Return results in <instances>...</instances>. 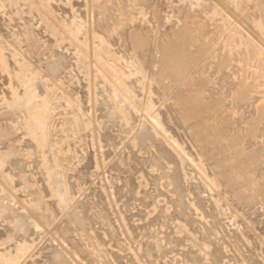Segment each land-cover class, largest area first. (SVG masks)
Wrapping results in <instances>:
<instances>
[{"label":"rangeland","instance_id":"1","mask_svg":"<svg viewBox=\"0 0 264 264\" xmlns=\"http://www.w3.org/2000/svg\"><path fill=\"white\" fill-rule=\"evenodd\" d=\"M8 2H6V0L4 1H1L0 0V3L2 2L3 4H4V2H6L5 4H4V6L2 5V3L0 4V13L1 14H3V12H4V14H5V16H4V14H3V16L4 17H6L7 19H5L3 16H1V14H0V17L3 19L4 18V20H2L3 21V26L4 27H6V30L7 31H9L10 29H12V30H10V32H9V34L11 33L12 34V32H13V34L12 35H14V36H12L11 34V40H12V42H13V44H11V48H12V53H13V55H14V57H15V59H16V61L15 62H17V60H18V63H19V59H20V61H21V63H19L20 64V66L22 65V67H21V69L23 70V73H24V70H26V72L28 71V70H30L29 72H27V74H25V75H27V76H25V78L27 77L28 78V74H34L33 75V77L32 78H34L35 77V75H37V74H39V75H41L42 76V79L45 81V82H50V83H48L49 84V90H48V92H47V94H48V96H46L45 97V100H46V102H45V112H43L44 111V108H40L41 110H43V111H41V113H47L48 114V116H47V120L48 119H50V120H48L49 122V124H50V122H51V124L53 123V126H52V128H53V130H52V128H51V130H52V132L54 131V130H56V132L54 131V133H53V136H54V140H56L55 141V158H56V164L58 165V167L61 169H63V170H65L70 176H71V178L70 179H72L71 180V182H73L75 185H76V188H77V192L78 193H76V197H77V195H78V197H80V198H78V200L79 199H81L80 201L81 202H85V200L88 198V200L86 201L87 203H89V205L91 204L92 206H94L95 208H93L94 210H92L93 211V213H91L90 212V210H89V212L91 213V214H93V215H91L92 217H91V220H92V223H93V228H94V231L96 232V234H100V236H101V238L105 241V245L104 244H102V246H99L100 248H102L101 250V254H102V257H101V255L96 251V253H95V251L94 250H98L99 251V247H89L88 248V246H87V239H86V241H85V239H84V233H83V237H82V232H79L78 233V235H77V237H81V238H77L76 237V234H77V232L76 231H74V232H70V231H68V233L70 234V236L71 235H75L74 237H76V238H74L73 236H72V238H74V239H76L75 240V242H78V241H81V243L83 244L84 243V249H86L87 251L88 250H90V248H91V250H93L94 251V253H93V251H92V253H91V255H89V256H91V257H89L88 256V260H96V258H104V256L105 257H107V254L109 255L108 256V258H110V252H115V253H118V254H121V255H123L124 257H125V259H124V262H126L129 258H130V255H131V251L129 250L131 247H133V249H135V246H136V244L135 243H131L133 246H129V244H127V242L123 239V237H121V236H118V233L120 232L119 231V225H120V218H126V221L128 222V225H130L131 227H133L134 229H136V231H134L135 233H137L136 234V238H135V240H136V242L137 243H140L141 241L145 244V240H146V238L147 239H149L150 240V242H152V241H154V240H157V239H159L158 237V235H160L159 233H161L162 231H164V227H167V226H169L168 224H170V227L171 226H174L175 224H174V221H173V219H168V222H167V219L165 220L163 217L165 216V215H167V213H160L161 215L163 214V216H162V219H160L161 221H163L162 223H161V221H159V223H158V225H157V223L156 224H150V226H149V223L147 224V217H145L146 215L148 216V217H150V215L152 216H154L155 215V213L157 214V211H158V206H159V204H160V206L159 207H164V208H166V206H169L168 204H166V202H167V200L172 196L171 194H169V193H167L166 192V189L161 185L162 184V182L163 181H153L154 179H153V175L156 173H154L153 172V169H150V168H148V166H150L148 163H145V165L144 164H142L143 162V160L146 158V157H148V156H146V154L147 155H150V151H153V149L150 147V148H147L146 150H145V153H143L144 152V150H143V152H142V150L141 151H139L140 152V154H138L139 152L137 151L136 152V154H137V156H138V158H139V160H141V161H139V162H141V164L144 166V168H142L141 166H139V164L138 163H133V160H132V166H133V164L135 165V166H137V168L138 169H140L139 170V172H129V169H127V168H129L128 166H130L128 163H127V161H126V158H127V154L129 153L128 151H129V149L130 150H132V151H136L134 148H132L133 146L131 145V139H132V136H133V131H134V127L135 128H137L140 124H142L143 123V121L145 122V119H143V118H145V115H148L149 116V114H147V111L149 110V108L148 107H150L151 109H154L155 111L156 110H159V106H160V110L159 111H163L164 113H167L168 112V110H169V113H168V117H169V115H170V113H172V112H170L171 111V109L172 108H176L177 110H178V114L180 113V112H183V110H182V108H183V106H180V105H178L179 107H177L176 106V104L178 103V102H176V101H179V104L180 103H182V102H185L186 100V103H191L190 101H194L195 99H202V100H200V101H202V102H200L201 104H200V108H201V112H202V109H207V108H210L209 106L213 103V105H211V107L212 108H210L209 110H208V112L206 113L207 115H206V119H208V121L209 122H212L213 121V119H215L216 121H214V123L216 122V124L217 125H220V126H222L223 125V122L224 121H226V122H224V125L226 126V125H228V134L229 135H231V136H233V134L232 133H234L235 132V130H236V132L239 134L240 132H238L239 131V128H240V131H241V135H244L245 134V132H247L246 130V126H248L246 123H244V122H246L245 121V117H246V115H247V112L249 111L250 112V110H252L251 112H254L255 110H257V111H259V112H254V113H251L250 112V114H249V112H248V114H249V116L251 115V114H253L254 116H252V117H250V118H255V115H256V117L258 118H260L261 119V117H262V119H261V121L260 122H256V127L258 128L259 126V128L258 129H260V130H262V133H261V131H260V133H259V135H260V137L262 136V139L261 138H257V139H255V140H257V141H255L254 139L252 140L253 141V143H254V145L252 146V142H251V140L248 138V141H247V137H246V140L245 139H242V140H244V141H241L243 144H249L250 145V148H253L252 149V151L255 149L256 151H258L259 150V152H260V150L261 151H263L264 150V143H262V142H264V137H263V135H264V123L263 124H260L261 122H264V118H263V114L262 113H264V112H262L261 113V111L260 110H262V111H264V106H262V104L264 105V36H263V33H264V30H260L259 28H257L256 26H255V24L256 23H258V22H263V24L262 25H264V0H152V3L154 2V5L153 4H151L150 6L152 7V8H150V6H138V9H137V12L135 11V12H132V14L130 15V16H126V17H120V15H121V13L123 14L125 11H123V9L125 8L124 6H126V5H130V3L132 4V0H61L62 2V4H66L65 6H63V5H61V3L59 2L60 0H49V2H48V0H41V1H39L38 3H39V5H38V3H36L35 2V4H34V1L33 0H12V2H11V0H7ZM17 1V2H16ZM25 1H26V3H25ZM42 1H46V3H44L43 2V4L41 3ZM100 1H101V5H100ZM15 2V3H14ZM24 2V4H22ZM30 2V3H29ZM48 2V3H47ZM8 3H10V4H8ZM16 3H18L17 5H16ZM41 3V4H40ZM50 3V4H49ZM60 4V5H58V4ZM68 3V4H67ZM56 4V5H55ZM78 4V5H77ZM3 7H2V6ZM6 5H7V7H8V9H7V7H6ZM68 5V6H67ZM97 5H98V7H97ZM9 6H10V8H9ZM14 8H13V7ZM35 6H37V8L35 7ZM50 6V7H49ZM58 6V7H57ZM78 6V7H77ZM103 6V7H102ZM104 6H105V9L107 10V11H104L103 12V10H104ZM107 6V7H106ZM2 7V8H1ZM11 7L13 8V9H11ZM21 7V8H20ZM47 7V8H46ZM56 7V8H55ZM146 7V8H145ZM30 8V9H29ZM50 8V9H49ZM73 8V10H74V12L75 13H73V10H71ZM74 8H76V9H74ZM79 8V9H78ZM137 8V7H136ZM149 8V9H148ZM2 9V10H1ZM5 9V10H4ZM18 9V10H17ZM27 9V10H26ZM34 9V10H33ZM48 9H49V12H48ZM59 9H60V12H59ZM68 9H70V11L68 10ZM100 9V10H99ZM112 11H111V10ZM152 9V10H151ZM9 12H8V11ZM23 10H24V13H23ZM29 10V11H28ZM41 12H40V11ZM43 10H45V11H43ZM47 10V11H46ZM62 10V11H61ZM92 10V11H91ZM117 10H119V11H117ZM134 10H136L135 8L133 9V10H131V11H134ZM139 10V11H138ZM20 11V12H19ZM63 11H64V14H63ZM67 11V13H65ZM82 11H83V13H82ZM96 12V13H94V16H92V18H90L91 17V12ZM103 12V13H107V12H109V14L106 16L107 18H105L104 16H101V15H97V13L98 12ZM154 11V12H153ZM48 12V13H47ZM52 12V13H51ZM78 12V13H77ZM88 12V13H87ZM90 12V13H89ZM114 12V13H113ZM16 13H18V14H16ZM21 13H23L22 15H21ZM27 13V14H26ZM29 13V14H28ZM81 13V14H80ZM182 13H184L183 15H182ZM46 14H48V15H46ZM69 14V15H68ZM77 14V15H76ZM79 14H80V16H79ZM111 14H112V16H113V14L115 15L114 16V19H116L117 18V16L120 18V19H122V18H124L125 20H122L123 22H122V24H124L125 25V27H124V25L122 26V25H120V27H119V29H117L116 31H112L111 29L115 26L114 25V20H112V19H109V18H111L110 16H111ZM118 14V15H117ZM120 14V15H119ZM21 15V17L23 16H25L24 18L25 19H23V17L21 18H19L18 20H17V18L19 17ZM38 15V16H37ZM50 15H53V16H50ZM66 16L65 18L63 17V16ZM73 15V16H72ZM74 15H76L77 16V19L75 18L76 16H74ZM82 15H83V18H84V16H85V18L82 20ZM88 15V16H87ZM89 15H90V17H89ZM188 17V18H185L186 16ZM9 16H11V17H9ZM34 16V17H33ZM41 16H42V18H41ZM46 16V17H45ZM60 16V17H59ZM69 16H71L70 17V20H69ZM176 16V17H175ZM183 16V17H182ZM39 17V18H38ZM89 17V18H88ZM94 17V18H93ZM96 17V18H95ZM142 17V18H141ZM13 18V19H12ZM27 18H28V21H29V19H30V21L28 22L27 21ZM34 18H36V19H34ZM72 18V19H71ZM101 18V19H100ZM185 18V19H184ZM33 19V20H32ZM40 19H41V22H40ZM60 19V20H59ZM63 19V20H62ZM66 19V20H65ZM90 19H91V22H90V24H89V21H90ZM118 19V18H117ZM131 19V20H130ZM7 20H8V24H10L8 27H7V25L8 24H6L5 25V23H7ZM14 20V21H13ZM25 22H24V21ZM56 20V21H55ZM93 20V21H92ZM97 22H96V21ZM110 20V21H109ZM181 20V21H180ZM184 20V21H183ZM33 21L35 22L34 24H32L33 23ZM86 21V22H85ZM111 21H113V22H111ZM116 21V20H115ZM127 21V22H126ZM183 21V22H182ZM21 24H20V23ZM78 22V23H77ZM79 22H80V27L79 26H76L77 24H79ZM192 22V23H191ZM12 23H14L13 25H12ZM17 23H18V26H19V28H18V26H16L17 25ZM24 25H23V24ZM28 23H29V25H28ZM31 23V24H30ZM39 23V24H38ZM54 23V24H53ZM75 23H77V24H75ZM81 23H82V25H81ZM92 23H94V24H92ZM101 23V24H100ZM126 23V24H125ZM130 23V24H129ZM199 23V24H198ZM26 24V25H25ZM38 24V25H37ZM86 24V25H85ZM129 24V25H128ZM141 24V25H140ZM21 25V26H20ZM23 25V26H22ZM97 25V26H96ZM102 25V26H101ZM104 25H106V26H104ZM142 25H143V27H142ZM169 25V26H168ZM181 25V26H180ZM26 26H28V27H26ZM29 26H32L31 28L33 29H31V28H29ZM63 26V27H62ZM67 26V27H66ZM81 26H83V28L81 27ZM90 26V27H89ZM128 28H127V27ZM166 26V27H165ZM180 26V27H179ZM75 27V28H74ZM76 27H79V29H77ZM92 27V28H91ZM95 29H94V28ZM96 27H98V28H96ZM134 27H135V29H134ZM140 27V28H139ZM161 27V28H160ZM171 27H173V29H170V30H172L173 31V33L171 32H169L170 34H168L167 35V33L165 32V31H167L169 28H171ZM187 27V28H186ZM264 27V26H263ZM7 28H9V29H7ZM25 28H26V34H25ZM27 28L29 29V30H31V32L29 31V30H27ZM37 28V29H36ZM65 28V29H64ZM68 28V29H67ZM71 28V29H70ZM82 28V29H81ZM18 29V30H17ZM40 29V30H39ZM52 29V30H51ZM86 29H87V31H86ZM92 29V30H91ZM94 29V30H93ZM97 29V30H96ZM100 29V30H99ZM105 31H104V30ZM124 29V30H123ZM136 30V32H138V31H140L141 33H137V35H136V32L134 31V30ZM137 29H138V31H137ZM180 29V30H179ZM201 31H200V30ZM264 29V28H263ZM17 30V31H16ZM23 31V32H21V31ZM45 30V31H44ZM62 30V31H61ZM81 32V34H80V32ZM127 30V31H126ZM135 32V35H134V32ZM27 31H29V32H27ZM36 32L34 35H33V37H34V39H35V42H33L32 43V41L31 40H33L34 41V39H32L33 37H32V33L33 32ZM39 31H40V34H39ZM102 31V32H101ZM104 31V32H103ZM121 31V32H120ZM129 31H130V33H129ZM43 32V33H42ZM75 32H78L79 34H77L76 35V33ZM98 32V33H97ZM109 34H108V33ZM124 32V33H123ZM142 32H144V33H142ZM183 32H185V33H183ZM197 32V33H196ZM29 33V34H28ZM47 33H49V34H47ZM51 33H52V35H51ZM67 33H69V34H67ZM89 33V34H88ZM150 33V34H149ZM163 33H165V34H163ZM200 33V34H199ZM261 33V34H260ZM19 34V35H18ZM28 34V35H27ZM36 34L38 35V38H39V40H37L38 38H37V36H36ZM65 34V35H64ZM75 36H74V35ZM87 34V35H86ZM101 34V35H100ZM106 34V35H105ZM119 34V35H118ZM127 34H128V36H127ZM132 34V35H131ZM183 34V35H182ZM195 34H197V35H195ZM40 35V36H39ZM51 35V36H50ZM69 35V36H68ZM98 35V36H97ZM121 35V36H120ZM129 35H131V36H129ZM140 35V36H139ZM179 35H180V37H179ZM192 35H193V37H192ZM195 35V36H194ZM201 35V36H200ZM44 36V37H43ZM91 38H90V37ZM107 36V37H106ZM110 36V38H108ZM132 36H134V37H132ZM135 36H139L140 37V41H138L139 40V37L137 38V41H136V38H135ZM144 36H146V37H143ZM177 36V37H176ZM184 36V37H183ZM200 36V37H199ZM32 37V38H31ZM70 37V38H69ZM94 37V38H93ZM103 37V38H102ZM142 37V38H141ZM148 37V38H147ZM172 37V38H171ZM176 37V38H175ZM37 38V39H36ZM74 38V39H73ZM76 38V39H75ZM98 38H99V40H98ZM118 39V41H116V39ZM121 38V39H120ZM148 40H147V39ZM181 38H182V40H181ZM19 39V40H18ZM31 39V40H30ZM40 39L42 40V41H40ZM47 39V40H46ZM90 39V40H89ZM97 39V40H96ZM123 39V40H122ZM135 39V44H134V47L132 46V44L131 43H133V40ZM143 39V40H142ZM161 39V41H159ZM171 39V40H170ZM200 39V40H199ZM25 40V41H24ZM43 40H45V41H43ZM94 40V41H93ZM124 41V43L122 42V41ZM147 40V41H146ZM167 40V41H166ZM186 40V41H185ZM23 41H24V43H23ZM47 41V42H46ZM90 41V42H89ZM144 41V42H143ZM163 41V42H162ZM14 42H16V43H14ZM29 43V44H27V43ZM39 42V43H38ZM42 42V43H41ZM45 42V43H44ZM56 42H57V45H58V42H59V44H60V46H63V49H66V50H68V48H69V50H78L76 53H74L75 55H76V57H75V59L73 58V60H74V62H72V64L74 63V67L71 65L69 68V71L67 72V73H64L63 74V77L60 79V78H56L53 74H51L50 72H48L47 70V68H43V67H41V61H44V60H47V59H49V61H53L54 59H56V56L54 55V53H56V52H54V51H56V47H58L57 45H56ZM88 42V43H87ZM127 42V43H126ZM136 42H139L138 44L136 43ZM193 42V43H192ZM35 43V44H34ZM49 45H48V44ZM53 43H54V45H53ZM87 43V44H86ZM127 45H126V44ZM142 43V44H141ZM165 43V44H164ZM167 43L169 44V43H171V44H169L168 46H167ZM173 43V44H172ZM32 44H34V47L32 46ZM36 44L39 46H37V47H35L36 46ZM51 44V45H50ZM64 44V45H63ZM123 44H125V45H123ZM128 44H130V45H128ZM141 44V45H140ZM24 45H25V47H24ZM27 45H29V46H32L31 47V49H30V47H27ZM45 45H46V47H47V49H46V52H45ZM56 45V46H55ZM117 45V46H116ZM143 45V46H142ZM163 45H166V46H163ZM175 45V46H174ZM182 45H184V46H182ZM187 45V46H186ZM189 45V46H188ZM202 45V46H201ZM41 46V47H40ZM128 46H130V47H128ZM162 46V47H161ZM192 46V47H191ZM43 47V48H42ZM76 47V48H75ZM174 47V48H173ZM189 47V48H188ZM205 47V48H204ZM50 48V49H49ZM53 48H55V50L53 49ZM71 48V49H70ZM118 48H119V50H118ZM127 48H128V50H127ZM185 48H187V49H185ZM167 51H166V50ZM196 49H197V51H196ZM199 49V50H198ZM17 50V51H16ZM41 50V51H40ZM51 50V51H50ZM54 50V51H53ZM69 50H68V52H69ZM141 50V51H140ZM169 50H171V51H169ZM174 50V51H173ZM185 50V51H184ZM26 51H29V52H26ZM131 52V53H130ZM135 52V53H134ZM172 54H174L173 56L171 55V53ZM192 52V53H191ZM195 52V53H194ZM197 52V53H196ZM32 53V54H31ZM39 55H38V54ZM42 53H45V56H44V54L42 55ZM49 53V54H48ZM129 55V57H127L128 55ZM164 54V55H163ZM169 54V55H168ZM183 54V55H182ZM189 54V55H188ZM43 56V58H41L42 56ZM138 55H140V56H138ZM33 56V57H32ZM35 56V57H34ZM120 56V57H119ZM171 56V57H170ZM175 56V57H174ZM177 56V57H176ZM181 56V57H180ZM141 57V58H140ZM188 57V58H187ZM199 57V58H198ZM230 57V58H229ZM40 58L42 59L41 61H40ZM47 58V59H46ZM128 58V59H127ZM145 58V59H144ZM176 58V59H175ZM37 59H39V60H37ZM132 59V60H131ZM140 59V60H139ZM173 61H172V60ZM190 59V60H189ZM197 59H198V62H196L197 61ZM102 60V61H101ZM128 60H131L132 61V64L130 63V61H128ZM24 61V62H23ZM40 61V62H39ZM135 61V62H134ZM138 61H140V63L138 62ZM177 61V62H176ZM189 61V62H188ZM191 61V62H190ZM125 62V63H124ZM135 63V65H133L134 63ZM142 62V63H141ZM187 62V63H186ZM195 62V63H194ZM38 63V64H37ZM39 63H40V67L38 66L39 65ZM103 63H105V64H107V65H105V64H103ZM168 63H170V64H168ZM197 63V64H196ZM18 64V65H19ZM26 64V65H25ZM127 64V65H126ZM139 64H141V65H139ZM142 64H143V66H142ZM130 65V66H129ZM168 65H169V67H168ZM24 66V67H23ZM129 66V67H128ZM174 66V67H173ZM186 66V67H185ZM188 66V67H187ZM27 67H28V70H27ZM37 67H39V69L37 68ZM71 67H73V68H71ZM113 67V68H112ZM125 67V68H124ZM134 67V68H133ZM136 67H138V68H136ZM139 67H140V69H139ZM178 67V68H177ZM24 68V69H23ZM127 68H128V70H127ZM136 68V69H135ZM109 69H110V72H109ZM112 69V70H111ZM132 71H131V70ZM138 69V70H137ZM158 69H159V71H158ZM174 69V70H173ZM206 69V70H205ZM44 70V71H43ZM114 70V71H113ZM163 70H164V72H163ZM171 70V71H170ZM192 70V71H191ZM203 70V71H202ZM205 70V71H204ZM134 71V72H133ZM139 73V75H138V73ZM140 71V72H139ZM180 71V72H179ZM202 71V72H201ZM25 72V73H26ZM35 72V73H34ZM36 72H37V74H36ZM111 72H112V74H111ZM125 74H124V73ZM132 72V73H131ZM176 72V73H175ZM136 73V75L138 76L137 77V79H138V81H139V84H140V96H139V98H138V101H141V103L139 102V105H138V109L140 110H138L137 111V113L135 114V118H137V119H134V121L133 120H131V122H130V124L131 125H123L122 124V122L123 123H126L125 121H124V119H122V118H120V120H119V124H116V126H119V128H120V130L122 131V133H124L123 134V137H125V138H123L122 137V134L121 135H118V134H120V133H118V132H120V130L119 131H116V130H118V127H116V126H114V127H112L111 125H110V123H108V126L110 125V127H112V128H114V131H112V129L110 128H108V131L112 134V136H115L116 137V139H115V137H113L114 138V141L112 142V141H110V142H108L107 140H105V138H104V128H102L103 126H104V124L106 123V122H104V124H103V122H102V120H106V119H103L104 117H102V114H104L105 112H107L106 110H108V108H109V104H111V98L110 97H106V96H104L103 94V91H104V89L106 88V87H114V88H116L115 89V95H117L118 97L119 96H121V97H119L120 99L119 100H123L122 98H124V97H126L125 95L127 94L128 95V93H127V91L128 90H126V88H124L125 87V84L123 85L122 83L124 82V83H126L127 85H128V83L127 82H129V80L131 79H133V77L135 78L136 77V75L134 76V74ZM142 73V74H141ZM163 73V74H162ZM115 74V75H114ZM127 74H128V76H130V79H129V77L127 76ZM132 74V75H131ZM173 74V75H172ZM184 74V75H183ZM190 74V75H189ZM85 75V76H84ZM141 75H142V77H141ZM146 75V76H145ZM158 75V76H157ZM164 75V76H163ZM175 75V76H174ZM176 75H178V76H176ZM180 75V76H179ZM192 75V76H191ZM50 76V77H49ZM107 76H109V77H107ZM125 76V77H124ZM187 76V77H186ZM80 77V78H79ZM119 77V78H118ZM123 77V78H122ZM154 77V79L156 80H162V86H164L165 87V92L163 91V90H161L159 87H158V85L156 84V83H152L151 82V79ZM162 77V78H161ZM174 77H175V79H174ZM176 77H178V78H176ZM198 77V78H197ZM50 80H49V79ZM52 78H54V79H56V80H54V79H52ZM82 78V79H81ZM110 78V79H109ZM125 78V79H124ZM143 78V79H142ZM167 78V79H166ZM181 78V79H180ZM200 78V79H199ZM46 79H48V80H46ZM64 79V80H63ZM120 79V84L121 85H119L118 83H117V80H119ZM127 79V80H126ZM183 79V80H182ZM186 79V80H185ZM190 79V80H189ZM52 80V81H51ZM54 80V81H53ZM82 80H83V82H82ZM109 80V81H108ZM144 80V81H143ZM56 81V82H55ZM63 81V82H62ZM111 81V82H110ZM142 81V82H141ZM165 81V82H164ZM173 81V82H172ZM185 81V82H184ZM190 81V82H189ZM52 82V83H51ZM58 82V83H57ZM80 82H82V83H80ZM85 82H86V84H85ZM109 82L110 83H112V84H109ZM180 82V83H179ZM197 82V83H196ZM203 82V83H202ZM209 82V83H208ZM211 82V83H210ZM243 82V85L246 83V85L244 86V87H246V86H249V88H252L251 89V91L248 89V87H247V91H248V93L253 97H249V99H250V101L248 100V99H242V101L241 102H243L244 104H245V102L247 101V106H246V104H245V106L243 105V103L241 104L239 101L241 100V99H236L237 97H236V94H234V91H235V89L237 88V87H239L240 85V83H242ZM115 83V84H114ZM217 83V84H216ZM88 84H89V86H88ZM77 85V86H76ZM115 85V86H114ZM117 85V86H116ZM126 85V86H127ZM175 85V86H174ZM194 85V86H193ZM204 85V86H203ZM214 85V86H213ZM236 85H237V87H236ZM84 86V87H83ZM124 86V87H123ZM168 86V88H166ZM173 86V87H172ZM199 86V87H198ZM89 87V88H88ZM203 87V88H202ZM211 87V88H210ZM54 88V89H53ZM80 88V89H79ZM82 88V89H81ZM119 88V89H118ZM201 88V89H200ZM234 88V89H233ZM53 89V90H52ZM85 90V91H82V90ZM89 89V90H88ZM121 89H125V90H121ZM204 89V90H203ZM79 92H78V91ZM150 90V91H149ZM172 90V91H171ZM199 90H202V92H200ZM212 90V91H211ZM245 90H246V88H245ZM88 91V92H87ZM121 91H122V93H121ZM123 91H125V92H123ZM154 91V92H153ZM155 91H159L158 93H162V95L163 96H161V94H160V96H156V94H155ZM170 91V92H169ZM183 91V92H182ZM185 91V92H184ZM199 91V92H198ZM204 91V92H203ZM206 91V92H205ZM214 91H217V92H214ZM250 91V92H249ZM53 92V93H52ZM156 92V93H157ZM164 92V93H163ZM178 92V93H177ZM196 92V93H195ZM199 94H198V93ZM79 93V94H78ZM142 93V94H141ZM157 93V94H158ZM169 93V94H168ZM189 93V94H188ZM203 93V94H202ZM214 93H216V94H214ZM219 93V94H218ZM77 94V95H76ZM84 94V96L82 97V95ZM118 94H120V95H118ZM122 94V95H121ZM154 94V95H153ZM181 94V95H180ZM195 94H196V96H195ZM197 94H198V96H197ZM202 94V95H201ZM55 95V96H54ZM85 95H87V96H85ZM145 95V96H144ZM151 95V96H150ZM159 95V94H158ZM166 95V96H165ZM171 95V96H170ZM178 95V96H177ZM200 95V96H199ZM222 95H224V96H222ZM54 96V97H53ZM155 96H156V98H155ZM172 98L171 100L170 99H167V98H170V97ZM173 96H174V98H173ZM180 96V97H179ZM184 96V97H183ZM194 98H193V97ZM207 96V97H206ZM219 96V97H218ZM226 96V97H225ZM52 97V98H51ZM87 97V98H86ZM104 97H106V98H104ZM159 97H161L160 99H159ZM164 97V99H165V101H163L164 99H162ZM178 97V98H177ZM192 98V100H191V98ZM198 97V98H197ZM200 97V98H199ZM222 97L223 98H225V99H222ZM236 97V98H235ZM81 98H83V99H81ZM89 98V99H88ZM149 98V99H148ZM159 100H158V99ZM204 98V99H203ZM210 98V99H209ZM213 98V99H212ZM219 98V99H218ZM109 99V100H108ZM185 99V100H184ZM207 99V100H206ZM222 99V100H221ZM235 99H236V101H235ZM107 100V101H106ZM124 100H125V98H124ZM156 100V101H155ZM174 100V101H173ZM226 100V101H225ZM239 100V101H238ZM251 100H252V103H251ZM61 101H64V102H67V103H65L66 104V106H65V104H63V102H61ZM82 101V102H81ZM158 101V102H157ZM192 101V102H193ZM206 101V102H205ZM207 101H208V103H209V101H210V105L207 103ZM211 101H212V103H211ZM249 101V102H248ZM60 103V104H58V103ZM79 102V103H78ZM151 102H153L152 104V106H151ZM160 102H163V103H160ZM164 102H166V103H164ZM173 102L175 103V104H173ZM221 102V103H220ZM224 103V105H223V103ZM145 103V104H144ZM149 103H150V105H149ZM157 103V104H156ZM204 103V104H203ZM238 103H240L242 106H243V108H242V106H240V104H238ZM85 104V105H84ZM87 104H88V106H87ZM162 104H164V106L162 105ZM252 104V105H251ZM258 104V106H257V108H255L256 107V105ZM261 104V107L259 106ZM56 105H57V107H56ZM82 105V106H81ZM159 105V106H158ZM170 105H172L170 108H169V106ZM207 105V106H206ZM70 106V107H69ZM113 106V105H112ZM142 106V107H141ZM148 109H146L145 107ZM166 106H168V107H166ZM249 106H250V108H249ZM60 107V108H59ZM64 107V108H63ZM152 107H154V108H152ZM161 107H162V109H161ZM144 108V109H143ZM247 109L246 110V112L244 113L245 114V117H242L244 114H243V111H245L244 109ZM251 108H253V109H251ZM260 108V109H259ZM262 108V109H261ZM143 109V110H142ZM150 109V110H151ZM250 109V110H249ZM81 110V111H80ZM110 111H112L111 109H109ZM218 111V112H216V111ZM243 110V111H242ZM109 111V112H110ZM153 111V110H152ZM220 111V112H219ZM225 111V112H224ZM228 111V112H227ZM213 112V113H212ZM216 112V113H215ZM235 113V115H236V118H235V116H234V114L233 115H231L232 113ZM241 112V113H240ZM220 113V114H219ZM226 113V114H225ZM238 115H237V114ZM257 113V114H256ZM137 114H139V115H137ZM240 114H242V116L240 115ZM258 114H259V116H258ZM172 115H174V114H172ZM217 117H216V116ZM222 115V116H221ZM226 115H227V120L225 119L226 118ZM228 115H229V118H228ZM260 115H261V117H260ZM214 116V117H213ZM219 116V117H218ZM223 116H224V118H223ZM232 116H233V118H232ZM237 116H239L238 118H237ZM241 116V117H240ZM249 116H247V117H249ZM50 117V118H49ZM216 117V118H215ZM246 117V118H247ZM102 118V119H101ZM138 118H139V120H138ZM211 118V119H210ZM218 118V119H217ZM223 118V119H222ZM240 118H241V120H243V122L242 121H239L240 120ZM206 119H203V120H206ZM232 119H234V121L232 120ZM122 120V121H121ZM137 120V121H136ZM211 120V121H210ZM221 120V121H220ZM224 120V121H223ZM232 120V121H231ZM238 120V121H237ZM120 121H121V123H120ZM178 120L176 119V118H174L173 117V119H169V124L171 125V127H172V129L174 130V132L175 133H178L180 136H179V138L181 139V141L182 142H184V145H186V147H188L189 148V150L191 151H193V152H195V149H193V148H197L195 145H196V142H195V145H193V140H194V137L192 136V134H191V136L193 137V139H192V137L190 138L189 137V133L187 132V130L189 129V128H187V127H185V126H183V125H181V126H183L184 127V131H182V129H181V126H180V124H178V122H177ZM191 122L192 121H194V120H190ZM218 121V122H217ZM229 121V122H228ZM237 121V122H236ZM134 122H136V124L134 123ZM140 122V123H139ZM174 123V125H176V127H178V129L173 125V123ZM176 122V123H175ZM194 122H196V121H194ZM198 122V121H197ZM196 122V123H197ZM208 122V123H209ZM227 122H228V124H227ZM233 123L234 124V126H233V124H229V123ZM234 122H236L237 124H238V122H239V124H241L242 123V127H240V125H237V126H235L236 125V123H234ZM138 123H139V125H138ZM193 123V122H192ZM199 123V122H198ZM197 123V124H198ZM222 125H221V124ZM244 123V124H243ZM258 123V124H257ZM51 124H50V126H51ZM101 124H102V126H101ZM120 124H122V125H120ZM137 126H135V125ZM246 124V125H245ZM107 125V124H106ZM133 125V126H132ZM233 126V127H231L230 128V126ZM244 125V126H243ZM262 125V126H261ZM121 126H125V127H121ZM126 127H128V129L126 128ZM234 127H237V128H234ZM244 127H245V129H244ZM117 128V129H116ZM125 130H124V129ZM187 128V130H185ZM229 128L231 129L230 130V132H229ZM232 128H234L235 130H232ZM64 130L63 131V133H62V136L61 135H59V134H61V132H60V130ZM132 129V130H131ZM124 130V131H123ZM129 130V131H128ZM190 130V129H189ZM244 130H245V132H244ZM59 133H58V132ZM129 132V133H125V132ZM231 131H234V132H231ZM102 132V134H100ZM188 134H187V133ZM190 132H191V130H190ZM243 132H244V134H243ZM88 133H90V134H88ZM58 134V135H57ZM178 134H177V136H178ZM57 135V136H56ZM65 135V136H64ZM89 137H88V136ZM126 135V136H125ZM234 135H235V133H234ZM237 135V134H236ZM235 135V136H236ZM64 136V137H63ZM85 136H86V138H85ZM90 136H91V138H90ZM93 136V137H92ZM120 137L121 136V138L123 139H121V138H118V137ZM127 136L129 137V138H127ZM66 137V138H65ZM95 137V138H94ZM58 138V139H57ZM88 138H90V140L88 139ZM99 138V139H98ZM101 138V139H100ZM113 138H112V140H113ZM190 138V140H188ZM63 139H65L64 141H63ZM120 139V140H119ZM125 139V140H124ZM187 139V140H186ZM84 140V141H83ZM91 140H97L96 141V146H95V142H93L92 141V144L90 143V141ZM101 140V141H100ZM116 140V141H115ZM121 141V143L119 142V141ZM131 140V141H130ZM250 140V141H249ZM261 142H260V141ZM263 140V141H262ZM61 141L63 142V143H61ZM87 141V142H86ZM157 141V142H156ZM154 143L155 144H159L158 142V140H156ZM186 141H187V143L189 144H187L186 143ZM195 141V140H194ZM259 141V142H258ZM57 142V143H56ZM61 144H60V143ZM97 142H98V145H97ZM102 142V143H101ZM115 142V143H114ZM123 142V143H122ZM192 142V143H191ZM248 142H251V143H248ZM258 142V143H257ZM83 143V144H82ZM84 143L87 145V143H88V147L90 148V150L87 152V150L89 149L87 146H85L84 145ZM107 143L109 144V143H111V144H109V145H107ZM114 143V144H113ZM190 143H191V145H190ZM242 143H240L239 144V148L240 149H245V151H251V149L249 150V149H247L246 150V148H248V147H246L245 145H242ZM259 143H262V145L261 146H258V144ZM58 144V145H57ZM113 144V145H112ZM116 144V147L114 146ZM121 144V145H120ZM255 144H257V145H255ZM82 145V146H81ZM90 145H91V147H90ZM101 145H102V147H104V148H102L101 149ZM118 145H120L119 147H118ZM188 145V146H187ZM193 145V146H192ZM260 145V144H259ZM1 146H3V144H1L0 143V147ZM82 148H81V147ZM94 146H95V149H93L94 148ZM100 146V147H99ZM111 146H113V149H112V147ZM127 146H129L130 148L128 149V151H127V153H126V147ZM132 146V147H131ZM189 146H192L191 148L189 147ZM245 146V147H244ZM255 146H256V148H258V149H256L255 148ZM111 147V148H110ZM259 147L261 148V149H259ZM57 148V149H56ZM65 148V149H64ZM85 149V150H82V149ZM97 148V149H96ZM109 150H108V149ZM238 148V149H239ZM263 148V149H262ZM62 151H61V150ZM58 150V151H57ZM105 150V151H104ZM113 150V151H112ZM83 151H85V155H84V152ZM111 151V152H110ZM146 151H148L147 153H146ZM82 154H81V153ZM98 152V153H97ZM111 153V154H108V153ZM114 154H113V153ZM192 152V153H193ZM77 153V154H76ZM26 154H27V152H26ZM123 154H126L124 157H123ZM143 154H144V156H145V158H144V156H143ZM194 154V153H193ZM199 154V152H198V150L196 149V154L195 155H197V157L199 156L198 155ZM88 155H94V157H95V155L97 156V158H94L95 160H97L98 161V163L99 164H101V162L103 163L102 164V166L100 165L98 168H92L91 170H90V173L86 176L85 174H83L82 175V172H79L78 170H77V167H78V169L80 168L79 166H82L83 165V163L82 162H85L86 160V158H87V156ZM99 155V156H98ZM121 155V156H120ZM142 157H140V156ZM80 156V157H79ZM86 156V157H85ZM100 156H101V158H100ZM60 157V158H59ZM78 157V158H77ZM84 157V158H83ZM108 157V158H107ZM118 157V158H117ZM82 158V159H81ZM105 158V159H104ZM111 158V159H110ZM119 158H122L123 159V162H124V160L126 161V163L124 162V164L126 165V167L124 166V164H123V166H121V167H123L122 169H123V171L124 172H121V174H119L118 172H115V171H110V166H109V164L110 165H112V163H114L115 164V162L117 161V160H119ZM125 158V159H124ZM144 158V159H143ZM218 158L220 159V160H224L225 159V157L223 156V152L221 151V153L218 155ZM224 158V159H223ZM21 164H26V162H24V161H27L28 162V165H29V167H28V165H26V169L24 168V171H23V175L24 176H26L25 174H28L27 176H29V175H31V177L29 176V177H27V178H30L31 180H32V178H40V176L41 175H39L41 172H42V167L40 168L38 165V167L36 166H34L33 165V163L31 164V159H30V157L28 158V156H22L21 158ZM117 159V160H116ZM59 160V161H58ZM64 160V161H63ZM85 160V161H84ZM107 162H106V161ZM112 160V161H111ZM99 161H101V162H99ZM24 162V163H23ZM29 162H30V164L34 167V168H30V164H29ZM59 162V163H58ZM111 162V163H110ZM206 162H209L210 163V161L208 160H205V159H203V163L206 165V167L211 171L212 169V167H211V164H212V161H211V163L209 164L210 165V167H209V165L206 163ZM79 164V165H78ZM82 164V165H81ZM137 164V165H136ZM148 164V165H147ZM213 165V164H212ZM65 166V167H64ZM147 166V167H146ZM264 166V165H263ZM11 169V171H15V173L17 172L18 173V169H16V168H12V166H9ZM25 167V166H24ZM131 167V166H130ZM7 168V167H6ZM29 168V172H27V171H25V170H27ZM101 168V169H100ZM105 168H106V170H105ZM142 168V169H141ZM14 169V170H13ZM30 169H31V171L34 173H31V171H30ZM103 169V170H102ZM145 170L144 171V173H143V171L142 170ZM9 170V169H8ZM37 170V171H36ZM75 170H76V172L78 171V174H76V172H75ZM147 170H149V171H147ZM260 170V172H258ZM259 170H256V172L257 173H261V170H263V169H259ZM39 171V172H38ZM94 171L95 172H98L97 174H95L94 173ZM104 171V172H103ZM150 171H151V173H150ZM213 171V170H212ZM91 172H92V174H91ZM115 172V173H114ZM141 172V173H140ZM146 172H148V173H146ZM152 172H153V174H152ZM214 172V171H213ZM39 173V174H38ZM73 173V174H72ZM74 173H75V176H74ZM104 175H103V174ZM111 173H114V175L113 174H111ZM126 173V174H125ZM80 174V175H79ZM94 174V175H93ZM121 178H119L117 175ZM127 174H129V176L130 177H128V178H131V177H133V182H136L137 183V181H138V183L139 184H137V188L134 190V192H133V194L130 192V191H128L130 188H132V187H130L129 186V184H131V183H129L128 181H127V177L126 176H128ZM140 174V175H139ZM144 174V175H143ZM145 174L147 175H149V176H146L145 177ZM231 174V173H230ZM73 175V176H72ZM101 175V176H100ZM123 176V179H122V176ZM33 176V177H32ZM78 176H81L80 178L78 177ZM95 176V177H94ZM113 176V177H112ZM115 176V177H114ZM116 176H117V178L119 179H117V180H115V178H116ZM139 176V177H138ZM78 177V178H77ZM84 177V178H83ZM125 177V178H124ZM135 177L137 178V179H135ZM149 177V178H148ZM83 180H82V179ZM151 178V180H149ZM253 178H258V176L256 177L255 175H253ZM252 178V179H253ZM33 179V180H34ZM74 179H75V181H74ZM79 181H78V180ZM99 179V180H98ZM144 179V180H143ZM98 180V181H97ZM112 180H113V182L115 183V181L117 182V185L116 184H114V183H112ZM123 180V181H122ZM130 180V179H129ZM142 180V181H141ZM256 180V179H255ZM78 181V183H75V182H77ZM109 181H111V182H109ZM145 181V182H144ZM148 181V182H147ZM6 182L8 183L9 181H5L4 183H5V186H6ZM97 185V187H99V188H97V190L95 189V187H96V185L94 184V183ZM124 182H127L126 183V187L124 186L125 185V183ZM150 182H151V184H150ZM153 182V183H152ZM157 182V183H156ZM248 182H251V180L249 181L248 180ZM248 182L246 181V183L244 182V183H240V184H238L237 186H236V188L235 189H230L229 188V190H232V192L233 191H244L245 190V188H248V187H251V190H255V189H253V187H255V186H253V184L251 183V184H248ZM98 183V184H97ZM105 183V184H104ZM112 183V184H111ZM122 183V185H120ZM129 183V184H128ZM158 183H159V185H158ZM114 184V185H113ZM128 184V185H127ZM135 184V183H134ZM149 184V185H148ZM243 184V185H242ZM78 185V186H77ZM80 185V186H79ZM84 187H83V186ZM116 185V186H115ZM157 186L156 187V191H155V189H154V186ZM8 187H10L9 189H10V191L13 189L11 186H10V184L8 183V185H7ZM6 186V187H7ZM92 186V187H91ZM95 186V187H94ZM107 188H106V187ZM110 186H112V187H114L115 188V195H116V199L119 201H117L116 199L115 200H113V202H112V200H111V198H113L114 199V196H112V194H111V189H110ZM117 186H120V189H122V191L119 189V187H117ZM123 186H124V188H123ZM129 186V187H128ZM148 186H150L149 188H148ZM160 186V187H159ZM162 186V187H161ZM246 186V187H245ZM8 187H7V189H8ZM78 187H80V188H78ZM81 187H83V188H81ZM94 187V188H93ZM102 187V188H101ZM145 187H147V188H145ZM243 187V188H242ZM245 187V188H244ZM89 188V189H88ZM143 188H145V189H143ZM159 188H161L162 189V191H161V189H159ZM79 189V190H78ZM81 189V190H80ZM88 189V190H87ZM99 189H101V190H99ZM118 189L121 191L119 194H117L116 192L118 191ZM127 190L126 192L127 193H125L124 191L125 190ZM133 189V188H132ZM147 189V190H146ZM150 189V190H149ZM153 189V190H152ZM158 189H159V192L161 191L162 192V194L163 195H159L158 196ZM97 191V193L96 194H98L99 195V191L101 192H107L106 194H104L103 193V195H101V196H104V197H102V199L100 200L99 198H98V201L96 200L97 199V197H96V195H95V192ZM106 190V191H105ZM152 190V191H151ZM251 190H249V191H251ZM16 191V190H15ZM80 191H81V193H83V195L80 193ZM84 191H86V192H84ZM90 193H89V192ZM153 191H155V193L153 192ZM11 192H14V190H12ZM94 192V193H93ZM160 192V193H161ZM231 192V193H232ZM252 192V191H251ZM123 193V194H122ZM137 193V194H136ZM153 193V194H152ZM22 193H20L19 195H21ZM25 195H21V199H24V200H21V201H23V204H25V205H27V206H29V204H27L28 203V201L29 200H25V198L27 197H29L28 196V194H26V193H24ZM85 194H87L86 195V197H85ZM100 194H102V193H100ZM125 194V195H124ZM130 194V195H129ZM145 194V195H144ZM0 195H1V193H0ZM82 195V196H81ZM118 195H120V197H118ZM122 195H124V197L122 196ZM135 195V196H134ZM193 195V194H192ZM192 195H190V197L192 196ZM95 196V197H94ZM108 196V197H107ZM111 196V197H110ZM125 196H127V197H125ZM130 196V197H129ZM139 196V198L140 199H143L144 198V200H147V201H145L144 202V200L143 201H140V199H138L137 197ZM194 196V195H193ZM193 196L191 197V198H193ZM30 197H32V196H30ZM124 199H123V198ZM143 197V198H142ZM154 197V198H153ZM26 198V199H27ZM85 198V199H84ZM91 198H93V201H91ZM95 198V199H94ZM110 198V199H109ZM119 198L121 199V200H123L122 202H121V200H119ZM126 198V199H125ZM128 198V199H127ZM129 198H131L132 199V201H131V199H130V203L128 204V201H129ZM134 198V199H133ZM259 198V199H258ZM256 200H255V202H254V204H249V206H247L248 204H239V206L241 207V209H240V207L237 205L236 206V210L238 209V210H240L241 212H243V213H241L240 211H238V213L240 214V220L242 221V224L243 223H245V224H243L247 229H248V231L250 232V235H251V233H253L252 235H251V237H254V238H252V241H251V237H250V241H249V243L247 242V241H245V240H243V241H237L236 239H235V241H237V244H236V242H234V239L232 240V233H233V231H230V230H236V228H234V226L232 225H230L231 224V221L230 220H232L233 219V217H232V215L230 214V213H228L229 215H226V216H223V217H221L220 219H221V224H223V228H225V229H223L222 227L220 228V226L218 227L217 226V228L215 229V230H213L214 231V233L212 232V236L213 237H211L210 238V240L212 241H214L215 239H217V240H215L216 242H214L213 244L214 245H216V244H218V245H216V246H220V248L222 249H224V251H228L229 252V254H230V256H228V253L227 252H224L223 251V249H222V261L223 262H228V260H229V264L231 263V264H242L243 263V261H242V259L244 258L245 259V256H249L250 258L249 259H252L251 258V255L255 258V259H258V258H260V259H258V260H261L262 259V256L264 255V254H262V253H264V230H263V228H264V197H258ZM29 199V198H28ZM31 199V198H30ZM110 200V205L108 204V202H109V200ZM152 199V200H151ZM163 199V200H162ZM84 200V201H83ZM104 200H105V202H104ZM137 200V201H136ZM149 200V201H148ZM153 200H154V202H153ZM157 200V201H156ZM259 200H261L260 202H258ZM91 203H90V202ZM100 201V202H99ZM124 201H126L125 203H124ZM162 201H163V203H162ZM26 202V203H25ZM104 202V203H103ZM141 202V203H140ZM142 202L145 204H142ZM261 202H263L262 204H261ZM4 203V202H3ZM96 203H98V204H100V205H98V204H96ZM112 203V204H111ZM119 203H121L120 205H118ZM124 203V204H123ZM139 203V204H138ZM148 203V204H147ZM150 203V204H149ZM255 203H256V205H258V206H256L255 207ZM259 203V204H258ZM105 204V205H104ZM126 204H128L129 206L131 205V206H133V207H127L128 205H126ZM134 204V205H133ZM138 204V205H137ZM141 204H142V206H141ZM261 204V205H260ZM90 205V206H91ZM97 205V206H96ZM107 205V206H106ZM117 205H118V207H117ZM135 205H137V207H135ZM146 205L148 206V207H146ZM262 205H263V207H262ZM103 206H105V207H103ZM125 206V207H124ZM140 206V207H139ZM157 206V207H156ZM107 207V208H106ZM108 207H109V209H108ZM116 209H115V208ZM122 207V208H121ZM140 208V211H142V213H143V215H142V213L141 212H139L137 209H139ZM252 207V208H251ZM255 207V208H254ZM257 207H258V209H257ZM101 208V210H103L102 212H101V210L99 211L98 209H100ZM104 208H105V210H104ZM119 208H121V209H119ZM124 208H127V209H124ZM131 210V208H132V210L130 211L129 209ZM134 208V209H133ZM135 208H137V209H135ZM143 208V209H142ZM243 208V209H242ZM245 208V209H244ZM259 208H262V209H259ZM114 209V210H113ZM118 209L120 210L119 212H118ZM123 209V210H122ZM151 211L152 213L149 215V211ZM151 209H153V210H151ZM255 211H254V210ZM106 210H107V213H105V216H102V215H104V212H106ZM112 210V211H111ZM116 210V211H115ZM126 210H128V211H130L129 213L131 214L130 215V218H129V216H127L126 217V215H129V213L128 212H126ZM143 210H145V211H147L146 213H145V211L143 212ZM234 210H235V208H234ZM235 210V211H236ZM243 210H245V211H243ZM260 210V211H259ZM97 211V212H96ZM99 211V212H98ZM121 211H123V212H126V213H123V212H121ZM246 211H247V214H246ZM116 212H118V214L116 213ZM133 212H135L134 213V215H133ZM136 212H138V213H136ZM170 212H173V209H172V211H170ZM253 212H254V214H253ZM257 212H260L259 214L257 213ZM116 213V214H115ZM123 213V214H122ZM145 213V214H144ZM245 213V214H244ZM98 214H99V216H98ZM110 215V218L111 219H109L108 217L109 216H107V215ZM137 214H138V216H137ZM159 214V215H160ZM244 214V215H243ZM249 214V215H248ZM253 214V215H252ZM90 215V214H89ZM97 217H96V216ZM119 215V216H118ZM124 215V216H123ZM136 215V217L137 218H135L134 216ZM160 215V216H161ZM247 215V216H246ZM95 218H94V217ZM107 216V218H105ZM122 216V217H121ZM229 216V217H228ZM192 217L194 218L195 217V219H197V217L196 216H193L192 215ZM227 218V221L229 222H226L225 220H226V218ZM58 218H60V216L58 217ZM115 218V219H114ZM119 218V219H118ZM132 218V219H131ZM151 218V217H150ZM223 218H225V219H223ZM241 218H243V219H241ZM107 219V220H106ZM109 219V220H108ZM118 219V220H117ZM140 219H144V221H145V224L143 223V221L141 222L140 221ZM147 219V220H146ZM164 219V220H163ZM209 219H211L212 220V223L214 224V220L212 219V218H208L207 219V221H209ZM239 219V218H238ZM250 219V220H249ZM104 220V221H103ZM111 220H114L113 222H114V224H113V222L111 221ZM138 220V221H137ZM170 220V221H169ZM172 220V221H171ZM210 220V221H211ZM223 220V221H222ZM109 221V222H108ZM119 221V222H118ZM225 221V222H224ZM256 221V222H255ZM2 222H4L5 223V221H3V219L2 218H0V224L2 223ZM103 222V223H102ZM107 224H106V223ZM131 222V223H130ZM4 223H2V225H1V227H3V224ZM95 223V224H94ZM97 223V224H96ZM109 223H110V225H111V227H113L114 229H118L117 231L118 232H116V230H114V231H110V232H108V235H110L109 237H106L105 236V233H106V230L109 228L110 229V226H109ZM116 223V224H115ZM130 223V224H129ZM136 223H140V224H136ZM168 223V224H167ZM173 223V224H172ZM211 223V224H212ZM225 223V224H224ZM64 224L65 223H61V225L62 226H64ZM142 224H144L145 226H146V228L145 227H143L144 225H142ZM147 224V225H146ZM167 226H166V225ZM196 225L198 224V223H195ZM194 224V225H195ZM211 224H208V226L209 227H211L212 225ZM4 225H6V223L4 224ZM142 225V226H141ZM159 225H160V227H161V229H160V227H159ZM162 225H163V227H162ZM199 225V224H198ZM197 225V226H198ZM227 225H228V227H229V229L227 228ZM98 226V227H97ZM137 226H141L142 228H145V229H142V228H138ZM116 227V228H115ZM137 227V228H136ZM160 229L161 231H158L157 229ZM233 227V228H232ZM152 228H154V229H152ZM138 229V230H137ZM142 229V230H141ZM147 229V230H146ZM148 229H150V230H148ZM169 227H167V233H171L172 234V232H173V234H172V236H174V237H177V235L176 234H178L175 230V227H174V229H173V227L170 229V231H169ZM258 229V230H257ZM143 230H146V231H143ZM156 230V231H155ZM173 230V231H172ZM218 230L219 231H221V233L220 232H218ZM262 230V231H261ZM48 231L49 232H47V233H45L43 236H40V237H38L37 239H38V241H37V239L36 240H34V241H36V242H33V243H31V247L29 248V251H28V254L26 255V256H30V259H29V257H28V259L27 260H31V255L32 254H34V253H36V251H35V248H36V250H37V252L38 251H40V247H41V245H43V248H41L44 252L46 251L45 250V248H46V246H48L50 243H51V233H52V231H51V228H49L48 229ZM139 231L141 232L140 234H139ZM147 231H149L148 233H147ZM154 232V236L155 237H153V235H150L149 233H151V234H153L152 232ZM157 231H158V234H156L157 233ZM164 231V232H165ZM172 231V232H171ZM175 231V232H174ZM223 231V232H222ZM225 231V232H224ZM227 231V232H226ZM252 231V232H251ZM256 231V232H255ZM51 232V233H50ZM55 231H53V233H54ZM142 232H144V234H148L147 236L148 237H150V238H148V237H145L146 235H144ZM156 232V233H155ZM163 232V234L161 233V235H160V239H162L161 237H165V236H167V234H165ZM232 232V233H231ZM52 233V234H53ZM71 233H73V234H71ZM112 233H114V234H112ZM117 233V234H116ZM217 235H216V234ZM228 233V235H229V233L231 234V239H228V238H230L228 235H226ZM258 233V234H257ZM116 234V236H114V237H112L113 235H115ZM143 234V235H142ZM171 234H169V235H171ZM214 234V235H213ZM222 234V235H226L225 237H222V235H221V237H220V235ZM55 235H56V237H58V235L56 234V232H55ZM54 235V236H55ZM119 235H121V234H119ZM140 237H139V236ZM158 237H157V236ZM258 237H257V236ZM261 235V236H260ZM46 236V237H45ZM48 236H50L49 238H48ZM138 236V237H137ZM141 236H142V238H141ZM143 236H144V238L145 239H143ZM179 236V235H178ZM217 236V237H216ZM233 236H234V233H233ZM86 237V236H85ZM117 237H120V239H118ZM157 237V238H156ZM216 237V238H215ZM218 237H220L221 239L219 240V238ZM228 237V238H227ZM235 237V236H234ZM40 238V239H39ZM42 238V239H41ZM43 238H46V239H43ZM51 239L50 240V242H49V240L48 239ZM117 238V239H116ZM122 238V239H121ZM153 238H156V239H153ZM213 238V239H212ZM215 238V239H214ZM223 238V239H222ZM260 238H262V239H260ZM30 239H33V237L32 238H30ZM73 239V240H74ZM79 239H81V240H79ZM117 240V242H116V240ZM138 239H140V240H138ZM153 239V240H152ZM224 239H226L227 241L228 240H230V241H225ZM258 239V240H257ZM259 239H260V241L261 242H258L259 241ZM41 240H45V242L43 243H40V241ZM78 240V241H77ZM83 240H84V242H83ZM149 240H147V242L149 241ZM163 240V239H162ZM225 241V242H227V243H229L230 242V244H231V246H228V245H230V244H227V243H225V242H222V241ZM253 240L256 242H254L253 244L254 245H256V247H253V244H252V242H253ZM257 240V241H256ZM212 241V242H213ZM231 241H233V242H231ZM245 241V242H244ZM141 242V243H142ZM146 242V243H147ZM222 242V243H221ZM244 242V243H243ZM260 243L259 244V246L257 245L258 243ZM37 243H39V244H37ZM216 243V244H215ZM221 243V244H220ZM224 243V245L225 244H227V246H228V249H226L227 248V246L225 245V247L222 245ZM232 243H233V245H232ZM240 243V244H239ZM252 245H251V244ZM37 244V245H36ZM48 244V245H47ZM109 246H107V245ZM163 245H164V248H166V250H167V252H166V250L164 249V252H166V253H163L162 254V256H161V260L159 261L158 260V258L156 259V257H157V255L160 253L161 254V252H157V254H155V257H154V255L152 256L151 255V257H154V259H152L151 257H150V255H146V256H143V259H141L142 260V262L144 263V264H149L148 262V260H150V264H167V263H165L166 261H169L168 259H170V261H171V263L172 264H180V263H175V262H177L178 261V259L179 260H181V258H182V256H181V258L179 257L181 254H179L180 252H186V251H188V249H190V245H187L186 247L185 246H182V247H180V246H176V248H178V249H176V248H174V249H176V250H178V251H171L172 249H170V247H169V249L167 248L168 247V245H166L165 244V242L164 243H162ZM220 244V245H219ZM241 244H245L246 246L245 247H247V249L244 247V245H241ZM34 245V246H33ZM167 247H166V246ZM237 245V248H235V246ZM240 245V248H242L241 249V251L243 250V251H245V250H248V251H251V250H253L252 251V253L251 252H249V253H246V252H248V251H246V252H241V251H239V249H238V246ZM63 246H65V245H63ZM107 246V247H106ZM33 247H34V249H33ZM38 247H39V250H38ZM86 247V248H85ZM184 247V248H183ZM187 247H189L188 249H187ZM229 247H233L232 248V250H231V248L229 249ZM243 247H244V249H243ZM250 247V249H248ZM252 247V248H251ZM35 251H32V249ZM67 249V250H69L68 248H67V246L66 247H64V249ZM103 248L105 249V250H103ZM180 248H181V250H180ZM192 248V247H191ZM234 248H235V250H234ZM253 248H255V249H253ZM258 248V249H257ZM261 248H262V250H263V252L261 253ZM183 249H184V251H183ZM187 249V250H186ZM226 249V250H225ZM238 249V250H237ZM168 250L171 252H169V255H165V254H167L168 253ZM186 250V251H185ZM192 250H194V248H192ZM230 250V251H229ZM258 250V253L260 254V255H258V253L256 252V251ZM105 253H104V252ZM106 251H109V252H106ZM235 252V251H237L238 253L240 252V254L242 255H240V254H238L237 252L236 253H233V252ZM32 252V253H31ZM91 252V251H90ZM172 252L173 253H175V259L177 260H175V259H172V257L174 256V254H172ZM176 252H179V253H176ZM232 252V253H231ZM257 253V254H256ZM29 254H31V255H29ZM105 254V255H104ZM179 254V255H178ZM225 254V255H224ZM226 254H227V256H226ZM231 254L233 255V256H231ZM234 254L235 255H237V256H234ZM247 254V255H246ZM95 255V257H93ZM97 255V256H96ZM99 255H100V257H99ZM104 255V256H103ZM245 255V256H244ZM262 255V256H261ZM158 256H160V255H158ZM167 256V257H166ZM170 256H172V257H170ZM179 258H178V257ZM239 256V257H238ZM261 256V257H260ZM149 257L152 259H149ZM165 257L166 258H168V257H170V258H168L166 261L164 260L163 261V259H165ZM224 257H226V258H224ZM227 257H230V258H232V261H231V259L230 258H227ZM239 258V260H240V257H242L241 258V262L240 261H238V260H236V259H238ZM33 258H35V257H33ZM224 258V259H223ZM247 259H248V257H246ZM253 258V259H254ZM243 259V260H244ZM98 260V259H97ZM103 260V259H102ZM148 262H147V261ZM152 261H154L153 263H152ZM155 261H156V263H155ZM169 261V262H170ZM175 261V262H174ZM203 262H202V264L203 263H205L204 262V260H202ZM146 262V263H145ZM163 262V263H162ZM168 262V264H170ZM179 262V261H178ZM181 262V264H183L182 263V261H180ZM96 264V263H95Z\"/></svg>","mask_w":264,"mask_h":264},{"label":"bare ground","instance_id":"2","mask_svg":"<svg viewBox=\"0 0 264 264\" xmlns=\"http://www.w3.org/2000/svg\"><path fill=\"white\" fill-rule=\"evenodd\" d=\"M1 1H3V0H1ZM5 1V0H4ZM15 1V0H14ZM29 1V0H28ZM34 1V4H35V2L36 3H38L39 1H41V0H33ZM57 1V0H56ZM89 1V0H88ZM154 1V0H153ZM6 2H8L7 0H6ZM6 2H4V4L6 3ZM11 2H12V0H11ZM17 2V1H16ZM43 2L44 1H42L41 3L43 4ZM48 2H49V0H48ZM47 2V3H48ZM60 3L62 2L61 0L59 1ZM155 2V1H154ZM154 2L152 3V0H132V4L130 3V5H126V6H124L125 8L123 9V11H125L123 14L121 13V15H120V17H128V16H130L131 14H132V12H137V9H138V6H150L151 4H153L154 5ZM2 3V2H1ZM0 3V4H1ZM15 3V2H14ZM25 3H26V1H25ZM30 3V2H29ZM40 3V4H41ZM44 3H46V1L44 2ZM4 4L2 3V5L4 6ZM7 4V3H6ZM8 4H10V3H8ZM18 3H16V5H17ZM22 4H24V2L22 3ZM27 4V3H26ZM50 4V3H49ZM58 4V3H57ZM68 4V3H67ZM1 5V6H2ZM38 5H39V3H38ZM56 5V4H55ZM58 5H60V4H58ZM61 5H63V6H65L64 4H62L61 3ZM60 5V6H61ZM78 5V4H77ZM100 5H101V1H100ZM2 6V7H3ZM68 6V5H67ZM1 7V8H2ZM6 7H7V5H6ZM13 7V6H12ZM11 7V9H13ZM36 8H37V6H35ZM50 7V6H49ZM58 7V6H57ZM78 7V6H77ZM97 7H98V5H97ZM103 7V6H102ZM107 7V6H106ZM137 7V8H136ZM145 7V8H146ZM9 8H10V6H9ZM21 8V7H20ZM47 8V7H46ZM56 8V7H55ZM136 9V10H134V11H131V10H133V9ZM150 8H152L151 6H150ZM7 9H8V7H7ZM30 9V8H29ZM50 9V8H49ZM49 9H48V12H49ZM74 9H76V8H74ZM79 9V8H78ZM149 9V8H148ZM2 10V9H1ZM5 10V9H4ZM18 10V9H17ZM27 10V9H26ZM34 10V9H33ZM69 11H70V9H68ZM71 10H73V8L71 9ZM100 10V9H99ZM111 10V9H110ZM152 10V9H151ZM8 11V10H7ZM29 11V10H28ZM40 11V10H39ZM43 11H45V10H43ZM47 11V10H46ZM62 11V10H61ZM92 11V10H91ZM90 11V12H91ZM104 11H107L106 9H105V6H104V10H103V12ZM112 11V10H111ZM117 11H119V10H117ZM139 11V10H138ZM9 12V11H8ZM20 12V11H19ZM41 12V11H40ZM47 12V13H48ZM59 12H60V9H59ZM89 12V13H90ZM103 12H98L97 13V15L99 14V15H101V16H104L105 18H107L106 16L109 14V12H107L106 14L105 13H103ZM154 12V11H153ZM2 13V12H1ZM0 13V14H1ZM23 13H24V10H23ZM23 13H21V15L23 14ZM52 13V12H51ZM65 13H67V11L65 12ZM73 13H75L74 12V10H73ZM78 13V12H77ZM82 13H83V11H82ZM88 13V12H87ZM94 13H96V12H91V17H90V15H89V17L90 18H92V16H94ZM114 13V12H113ZM3 14H4V12H3ZM3 14H1V16H3ZM16 14H18V13H16ZM25 14V13H24ZM27 14V13H26ZM29 14V13H28ZM63 14H64V11H63ZM81 14V13H80ZM80 14H79V16H80ZM184 13H182V15H183ZM21 15L17 18V20L21 17ZM46 15H48V14H46ZM69 15V14H68ZM77 15V14H76ZM76 15H74V16H76ZM118 15V14H117ZM4 16H5V14H4ZM3 16V17H4ZM38 16V15H37ZM50 16H53V15H50ZM73 16V15H72ZM88 16V15H87ZM114 14H113V16H112V14H111V18H109V19H112V20H114V22L113 21H111V22H113L114 23V27L111 29L112 31L114 30V31H116L117 29H119V27H120V25H124V24H122V20H125L124 18H122V19H120L118 16H117V18L116 19H114ZM186 16V15H185ZM9 17H11V16H9ZM23 17V16H22ZM21 17V18H22ZM25 17V16H24ZM23 17V19H25ZM34 17V16H33ZM46 17V16H45ZM60 17V16H59ZM64 18L66 17L65 15L63 16ZM70 17L71 16H69V20H70ZM88 17V18H89ZM176 17V16H175ZM183 17V16H182ZM5 19H7L6 17H4ZM4 18L2 19L1 17H0V143L1 144H3V146H1L0 147V193H1V195H0V218H2L3 219V221H5V223H6V225H4L5 223L4 222H2V223H4L3 224V227H1V225H2V223L0 224V264H144L143 262H142V260L141 259H143V256H148V255H150V257H151V255L153 256L154 255V257H155V254H157V252H161V254L159 253L158 255H160V256H158L157 255V257H156V259L158 258V260L161 258V256H162V254L163 253H166L167 252V250H166V248H164V245L162 244V243H164L165 242V244L166 245H168V249H169V247H170V249H172L171 251H175L176 249H178V248H176V246L178 247V246H180V247H182V246H187V245H190V249H188L189 247H187V249H188V251H186V252H176V253H179V254H181L179 257L181 258V256H182V258H181V260H179L178 259V261L175 259L176 257H175V253H173L172 252V254H174V256L172 257V256H170V257H172V259H175L177 262H175V263H180L181 264V262L180 261H182V263L183 264H202V260H204V262L205 263H203V264H229V260H228V262H223L225 259L224 258H226V257H224L223 259V261H222V249L220 248V244L222 243V242H225V241H227L226 239H224L219 245L220 246H216V245H218V244H216V245H214L213 243L214 242H216L215 240H217V239H215L213 242L210 240V238L211 237H213L211 234H212V232L214 233V231L213 230H215L216 228H217V226L219 227L220 226V228L222 227H224L223 226V224H221L222 222H221V217H223V216H226V215H229L228 213H230L231 215H232V217H233V219L232 220H230L231 221V226L233 225L234 226V228H236V230L234 229V230H230V231H233V233H234V236H233V233H232V237H231V234L229 233V235H228V233L226 234V235H228L230 238H228V239H231L232 238V240L234 239V242H236V244H237V241H243V240H245V241H247L248 243H249V241H250V237H251V235L253 234V233H251V235H250V232L248 231V229L243 225V224H245V223H243L242 224V221L240 220V214L238 213V211H240V210H236V206L238 205L239 206V204H248L247 206H249V204H254V202H255V200L260 196V197H264V150L263 151H261L260 150V152H259V150L258 151H256L255 149L252 151V149L254 148H250V145L249 144H243L241 141H244V140H242V139H245L246 140V137H247V141H248V138L251 140V142L253 143V139L255 140V139H257L258 137L259 138H261L262 139V136L260 137V135H259V133H260V131H261V133H262V130H260V129H258L256 126V122L260 119L259 117L257 118L256 117V115H255V118H250V117H252V116H254L253 114H251L250 116H249V114H250V112L252 111V110H250V112L245 108L244 110L245 111H243V114L246 112V110L249 112V114H248V112H247V115H246V117L247 116H249V117H245V114L242 116V114H240L242 117H245L244 119H245V121L246 122H244V123H246L248 126H246L247 128V132H245V130H244V132H245V134H244V132H243V134L244 135H241L240 133H241V131H240V128H239V131L238 132H240L239 134L236 132V130L234 129V128H237V127H234V128H232V130H235V132L234 131H231V132H234L235 133V135H234V133H232L233 134V136H231V135H229L228 134V125H224V122H226V121H224L223 122V125L222 126H220V125H217L216 124V122L214 123V121H216L215 119H213V121L212 122H209L208 121V119H206V113L208 112V110L210 109V108H212L211 107V105H213V103H212V101H211V105L209 104L210 103V101H209V103H208V101H207V103L210 105L209 107L210 108H207V109H202V112H201V108L199 107L200 106V102H202V101H200V100H202V99H195L194 101L192 100V98H191V100L193 101H190L191 103H186V101L185 102H182V103H180L179 104V101H176V102H178L177 104H176V106L177 107H179L178 105H180V106H183V108H182V110H183V112H180L179 114H178V110L176 109V108H172L171 109V111L170 112H172V113H170V115H169V117L167 116L168 115V113H169V110H168V112L167 113H164L163 111L161 112V111H159L160 110V106H159V110H154L155 108L154 107H152V108H154V109H151L150 107H148L149 108V110L147 111V114H149V116L148 115H145V118H143V119H145V122L143 121V123L142 124H140L139 125V123H138V127L135 125L136 124V122H134L135 124V126L137 127V128H135L134 127V131H133V136H132V141H131V145L133 146H131L132 148H134L136 151H132V150H130L129 148V146H125L126 147V153H127V151H128V149H129V153L127 154L128 156H127V158H126V161H127V163L131 166H128L129 168H127V169H129V172H139V170L140 169H138L137 168V166H135L134 164L135 163H140L139 164V166H141L142 164H144L145 165V163H148L150 166H148V168H150V169H153V172L155 173L152 177H153V181H163L162 182V186L166 189V192L167 193H169V194H171L172 196L167 200V202H166V204H168L169 206H166V208H164V207H159L160 206V204H159V206L157 207L158 208V211H157V214L155 213V215L153 216H151L150 214L152 213L151 211H149L148 209V211L150 212L149 213V215H150V217H148L147 215L145 216V217H147V224L149 223V226H150V224H156L157 223V225H158V223H159V221H161L160 219H162V216H163V214L161 215L160 213H167V215H165L163 218L165 219H167V222H168V219H173V221H174V226H171L170 227V224H168L169 226H167L166 224V226L167 227H169L170 229L173 227V229H174V227H175V231L178 233V234H176L177 235V237H174V236H172V234H173V230L171 231L172 232V234L171 233H167L166 231H167V227H164L165 229H164V231H162L161 233L163 234V232L165 233V234H167V236H165V237H161L162 239H160V235H161V233H159L160 235H156L159 239H157V240H154V241H152V242H150V240L149 239H147L146 238V242H147V240H149L147 243L145 242V244L142 242H140V243H137L136 242V240H135V236H136V234L137 233H135L134 231H136V229H134L133 227H131L130 225H128V222L126 221V218H120V225L118 226L119 228V233H118V236H121V237H123V239L127 242V244H129V246L131 247V246H133L132 244L133 243H135L136 244V246H135V249H133V247H131L129 250L131 251V255H130V258L126 261V262H124V259H125V257L123 256V255H121V254H118V253H115V252H110V258H108V254H107V257H105L104 255V258H96V260H88V256L89 255H91V253H92V251L93 250H91V248H90V250H86V249H84L83 247H84V243L82 244L81 243V241H78V242H75V240L77 239V238H81V237H77V235H78V233L79 232H82V237H83V233H84V235L86 236H84V239L86 238L87 239V246H88V248L89 247H99V246H102V244H104L105 243V241L101 238V236H100V234H96V232L94 231V228H93V223H92V220H91V215H93V214H91V213H93V211L92 210H94L93 208H95L94 206H92L91 204V206L89 205V203H87L86 201L88 200V198L85 200V202H81L80 200L81 199H79L78 200V198H80V197H78V195H77V197H76V193H78L77 192V188H76V185L73 183V182H71V180L72 179H70L71 178V174L69 175L65 170H63L62 168L60 169L59 167H58V165L56 164V158H55V141L56 140H54L53 138H54V136H53V133H54V131L56 132V130H54L53 132H52V130H53V128H52V126H53V123L51 124V122H50V124H51V126H50V124L48 123L49 121L48 120H50V119H48L47 120V116H48V114L46 113H41V111H43V110H41L40 108H44V111L43 112H45V102H46V100H45V97L46 96H48V94H47V92H48V90L50 89L49 88V84L48 83H50V82H45L43 79H42V76L41 75H39V74H37V72H36V74L37 75H35V77L34 78H32L33 77V75L31 74H28L29 76H28V78L26 77L25 78V76H27V75H25V74H27V72H29L30 70H28V67H27V72H26V70H24V73H23V70L21 69V67H22V65L20 66V64L19 63H21V61H20V59H19V63H18V60H17V62H15L16 61V59H15V57H14V55H13V53H12V48H11V44H13V42H12V40H11V35L13 34V32H12V34L10 35L9 34V32H10V30H12V29H10L9 31H7L6 30V27H4L3 26V21L2 20H4ZM39 18V17H38ZM41 18H42V16H41ZM76 19H77V16L75 17ZM84 18H85V16H84ZM83 18V15H82V20L84 19ZM94 18V17H93ZM96 18V17H95ZM142 18V17H141ZM185 18H188L187 16L185 17ZM184 18V19H185ZM13 19V18H12ZM34 19H36V18H34ZM72 19V18H71ZM101 19V18H100ZM33 20V19H32ZM60 20V19H59ZM63 20V19H62ZM66 20V19H65ZM116 20V21H115ZM131 20V19H130ZM14 21V20H13ZM24 21V20H23ZM27 21H28V18H27ZM29 21H30V19H29ZM28 21V22H29ZM56 21V20H55ZM93 21V20H92ZM96 21V20H95ZM110 21V20H109ZM181 21V20H180ZM184 21V20H183ZM182 21V22H183ZM25 22V21H24ZM40 22H41V19H40ZM86 22V21H85ZM90 22H91V19H90V21H89V24H90ZM97 22V21H96ZM127 22V21H126ZM3 23V24H2ZM20 23V22H19ZM35 22L33 21V23L32 24H34ZM78 23V22H77ZM77 23H75V24H77ZM192 23V22H191ZM263 24V22H258V23H256L255 24V26L257 27V28H259L260 30H264L263 28V26L264 25H262ZM6 24H8V20H7V23H5V25ZM14 23H12V25H13ZM21 24V23H20ZM23 24V23H22ZM31 24V23H30ZM39 24V23H38ZM37 24V25H38ZM54 24V23H53ZM92 24H94V23H92ZM101 24V23H100ZM126 24V23H125ZM130 24V23H129ZM128 24V25H129ZM199 24V23H198ZM10 24H8L7 25V27L9 26ZM24 25V24H23ZM22 25V26H23ZM26 25V24H25ZM28 25H29V23H28ZM81 25H82V23H81ZM86 25V24H85ZM91 25V24H90ZM95 25V24H94ZM141 25V24H140ZM16 26H18V23H17V25ZM21 26V25H20ZM76 26H79L80 27V22H79V24H77ZM97 26V25H96ZM102 26V25H101ZM104 26H106V25H104ZM169 26V25H168ZM181 26V25H180ZM179 26V27H180ZM26 27H28V26H26ZM32 26H29V28H31ZM63 27V26H62ZM67 27V26H66ZM79 27H76L77 29H79ZM82 28H83V26H81ZM90 27V26H89ZM124 27H125V25H124ZM127 27V26H126ZM142 27H143V25H142ZM166 27V26H165ZM18 28H19V26H18ZM33 28V27H32ZM31 28V29H32ZM75 28V27H74ZM81 28V29H82ZM92 28V27H91ZM94 28V27H93ZM96 28H98V27H96ZM128 28V27H127ZM140 28V27H139ZM161 28V27H160ZM187 28V27H186ZM7 29H9V28H7ZM37 29V28H36ZM65 29V28H64ZM68 29V28H67ZM71 29V28H70ZM84 29V28H83ZM95 29V28H94ZM93 29V30H94ZM134 29H135V27H134ZM133 29V30H134ZM170 29H173V27H171V28H169L167 31H165L166 33H167V35L168 34H170L171 32L173 33V31L172 30H170ZM18 30V29H17ZM16 30V31H17ZM27 30H29L28 28H27ZM33 30V29H32ZM40 30V29H39ZM52 30V29H51ZM92 30V29H91ZM97 30V29H96ZM100 30V29H99ZM104 30V29H103ZM124 30V29H123ZM132 30V31H133ZM180 30V29H179ZM200 30V29H199ZM21 31V30H20ZM30 32H31V30H29ZM29 31H27V32H29ZM45 31V30H44ZM62 31V30H61ZM79 31V30H78ZM86 31H87V29H86ZM105 31V30H104ZM103 31V32H104ZM127 31V30H126ZM135 32H136V30H134ZM133 31V32H134ZM137 31H138V29H137ZM171 31V32H170ZM201 31V30H200ZM21 32H23V31H21ZM29 32V33H30ZM33 32V31H32ZM80 32V31H79ZM102 32V31H101ZM121 32V31H120ZM135 32H134V35H135ZM139 33H141L140 31H138ZM138 32H136V35H137V33ZM170 32V33H169ZM24 33V32H23ZM28 33V34H29ZM36 32H33L31 35H32V37H33V35L35 34ZM43 33V32H42ZM76 33V35L77 34H79L78 32H75ZM98 33V32H97ZM108 33V32H107ZM124 33V32H123ZM129 33H130V31H129ZM142 33H144V32H142ZM183 33H185V32H183ZM197 33V32H196ZM25 34H26V28H25ZM27 34V35H28ZM39 34H40V31H39ZM47 34H49V33H47ZM67 34H69V33H67ZM80 34H81V32H80ZM89 34V33H88ZM109 34V33H108ZM150 34V33H149ZM163 34H165V33H163ZM200 34V33H199ZM261 34V33H260ZM19 35V34H18ZM51 35H52V33H51ZM50 35V36H51ZM65 35V34H64ZM74 35V34H73ZM87 35V34H86ZM101 35V34H100ZM106 35V34H105ZM119 35V34H118ZM132 35V34H131ZM131 35H129V36H131ZM171 35V34H170ZM183 35V34H182ZM195 35H197V34H195ZM194 35V36H195ZM12 36H14V35H12ZM36 36H37V38H38V35L36 34ZM40 36V35H39ZM69 36V35H68ZM75 36V35H74ZM98 36V35H97ZM121 36V35H120ZM127 36H128V34H127ZM140 36V35H139ZM138 36V37H139ZM201 36V35H200ZM199 36V37H200ZM263 36H264V33H263ZM31 37V38H32ZM44 37V36H43ZM90 37V36H89ZM107 37V36H106ZM132 37H134V36H132ZM137 36H135V38H136ZM137 37V38H138ZM143 37V36H142ZM141 37V38H142ZM144 37H146V36H144ZM143 37V38H144ZM177 37V36H176ZM175 37V38H176ZM179 37H180V35H179ZM184 37V36H183ZM192 37H193V35H192ZM36 38V39H37ZM70 38V37H69ZM91 38V37H90ZM94 38V37H93ZM103 38V37H102ZM108 38H110V36L108 37ZM137 38H136V41H137ZM148 38V37H147ZM146 38V39H147ZM172 38V37H171ZM32 39H34V37L32 38ZM74 39V38H73ZM76 39V38H75ZM116 39V38H115ZM121 39V38H120ZM145 39V38H144ZM19 40V39H18ZM31 40V39H30ZM37 40H39V38L37 39ZM47 40V39H46ZM90 40V39H89ZM97 40V39H96ZM98 40H99V38H98ZM123 40V39H122ZM121 40V41H122ZM143 40V39H142ZM148 40V39H147ZM146 40V41H147ZM171 40V39H170ZM181 40H182V38H181ZM200 40V39H199ZM25 41V40H24ZM24 41H23V43H24ZM32 41V43L33 42H35V39H34V41L33 40H31ZM40 41H42L41 39H40ZM43 41H45V40H43ZM94 41V40H93ZM116 41H118V39H116ZM125 41V40H124ZM124 41H122L123 43H124ZM138 41H140V37H139V40ZM159 41H161V39L159 40ZM167 41V40H166ZM186 41V40H185ZM47 42V41H46ZM90 42V41H89ZM141 42V41H140ZM144 42V41H143ZM163 42V41H162ZM14 43H16V42H14ZM27 43V42H26ZM36 43V42H35ZM34 43V44H35ZM39 43V42H38ZM42 43V42H41ZM45 43V42H44ZM88 43V42H87ZM86 43V44H87ZM127 43V42H126ZM125 43V44H126ZM137 44L139 43V42H136ZM193 43V42H192ZM27 44H29V43H27ZM34 44H32V46L34 47ZM48 44V43H47ZM125 44H123V45H125ZM132 44V46L134 47V44H135V39L133 40V43H131ZM142 44V43H141ZM140 44V45H141ZM165 44V43H164ZM169 44H171V43H169ZM168 43H167V46L169 45ZM173 44V43H172ZM49 45V44H48ZM51 45V44H50ZM53 45H54V43H53ZM56 45H57V42H56ZM55 45V46H56ZM59 45V46H58ZM58 47H56V51H54L55 50V48H53L54 50V52H56V53H54V55L56 56V59H54L53 61L51 60V61H49V59H47V60H44V61H41L42 59L41 58H43V54H44V56H45V53H42V57L40 58V63H41V67H43V68H47L48 70V72H50L51 74H53L56 78H62L63 77V74L64 73H67L68 71H69V67L72 65H74V63L72 64V62H74V60H73V58L75 59V57H76V55L74 54V53H76L78 50H69V48H68V50H69V52H68V50H66V49H63V46H60V44H59V42H58ZM64 45V44H63ZM127 45V44H126ZM128 45H130V44H128ZM32 46H29V45H27V47H30V49H31V47ZM38 45L36 44V46L35 47H37ZM117 46V45H116ZM131 46V45H130ZM130 46H128V47H130ZM143 46V45H142ZM163 46H166V45H163ZM175 46V45H174ZM182 46H184V45H182ZM187 46V45H186ZM189 46V45H188ZM202 46V45H201ZM24 47H25V45H24ZM39 47V46H38ZM41 47V46H40ZM45 47H46V45H45ZM162 47V46H161ZM192 47V46H191ZM43 48V47H42ZM76 48V47H75ZM135 48V47H134ZM174 48V47H173ZM189 48V47H188ZM205 48V47H204ZM46 49H47V47L45 48V52H46ZM50 49V48H49ZM71 49V48H70ZM185 49H187V48H185ZM118 50H119V48H118ZM127 50H128V48H127ZM166 50V49H165ZM199 50V49H198ZM17 51V50H16ZM41 51V50H40ZM51 51V50H50ZM76 51V52H75ZM141 51V50H140ZM167 51V50H166ZM169 51H171V50H169ZM174 51V50H173ZM185 51V50H184ZM196 51H197V49H196ZM26 52H29V51H26ZM131 53V52H130ZM135 53V52H134ZM171 53V52H170ZM192 53V52H191ZM195 53V52H194ZM197 53V52H196ZM32 54V53H31ZM38 54V53H37ZM49 54V53H48ZM77 54V53H76ZM175 54V53H174ZM174 54H172L171 53V55L173 56ZM39 55V54H38ZM128 55V54H127ZM164 55V54H163ZM169 55V54H168ZM183 55V54H182ZM189 55V54H188ZM138 56H140V55H138ZM33 57V56H32ZM35 57V56H34ZM120 57V56H119ZM127 57H129V55L127 56ZM171 57V56H170ZM175 57V56H174ZM177 57V56H176ZM181 57V56H180ZM141 58V57H140ZM188 58V57H187ZM199 58V57H198ZM230 58V57H229ZM128 59V58H127ZM145 59V58H144ZM176 59V58H175ZM37 60H39V59H37ZM132 60V59H131ZM131 60H128V61H130V63L132 64V61ZM140 60V59H139ZM172 60V59H171ZM190 60V59H189ZM102 61V60H101ZM173 61V60H172ZM24 62V61H23ZM135 62V61H134ZM133 62V63H134ZM139 63H140V61H138ZM177 62V61H176ZM189 62V61H188ZM191 62V61H190ZM196 62H198V59H197V61ZM40 63H39V67H40ZM125 63V62H124ZM142 63V62H141ZM187 63V62H186ZM195 63V62H194ZM19 64V65H18ZM38 64V63H37ZM103 64H105V63H103ZM168 64H170V63H168ZM197 64V63H196ZM26 65V64H25ZM105 65H107V64H105ZM127 65V64H126ZM133 65H135V63L133 64ZM139 65H141V64H139ZM108 66V65H107ZM130 66V65H129ZM128 66V67H129ZM142 66H143V64H142ZM24 67V66H23ZM39 67H37L38 69H39ZM40 67V68H41ZM74 67V66H73ZM73 67H71V68H73ZM168 67H169V65H168ZM174 67V66H173ZM186 67V66H185ZM188 67V66H187ZM113 68V67H112ZM125 68V67H124ZM134 68V67H133ZM136 68H138V67H136ZM135 68V69H136ZM178 68V67H177ZM24 69V68H23ZM139 69H140V67H139ZM112 70V69H111ZM127 70H128V68H127ZM131 70V69H130ZM138 70V69H137ZM174 70V69H173ZM206 70V69H205ZM204 70V71H205ZM44 71V70H43ZM67 71V72H66ZM114 71V70H113ZM132 71V70H131ZM158 71H159V69H158ZM171 71V70H170ZM192 71V70H191ZM203 71V70H202ZM201 71V72H202ZM26 72V73H25ZM109 72H110V69H109ZM134 72V71H133ZM137 72V71H136ZM140 72V71H139ZM163 72H164V70H163ZM180 72V71H179ZM30 73V72H29ZM35 73V72H34ZM124 73V72H123ZM132 73V72H131ZM138 73V72H137ZM176 73V72H175ZM111 74H112V72H111ZM125 74V73H124ZM134 74V73H133ZM142 74V73H141ZM163 74V73H162ZM25 75V76H24ZM115 75V74H114ZM132 75V74H131ZM136 75V73L134 74V76ZM138 75H139V73H138ZM173 75V74H172ZM184 75V74H183ZM190 75V74H189ZM85 76V75H84ZM127 76H128V74H127ZM146 76V75H145ZM158 76V75H157ZM164 76V75H163ZM175 76V75H174ZM176 76H178V75H176ZM180 76V75H179ZM192 76V75H191ZM50 77V76H49ZM107 77H109V76H107ZM125 77V76H124ZM129 77V79H130V76H128ZM137 75H136V77L134 78L133 77V79L131 80H129V82H127L128 83V85L126 84V83H122L123 85L125 84V87L124 88H126V90H128L127 91V93H128V95L126 94L125 96L126 97H124L125 98V100H124V98H122L123 100H119L120 98L119 97H121V96H117V95H115V92L117 91H115V89L116 88H110V87H106L105 89H104V91H103V95L104 96H106V97H110L111 98V104H109L108 106H109V108H108V110H106L107 112H105L104 114H102V117H104L103 119H106V120H102V122L104 121V122H106L105 124H104V122H103V124H104V126L102 127V128H104V138H105V140H107L108 142H110V141H114V138L113 137H115V136H112V134L108 131V128L110 127V125L112 126V127H114V126H116V124H119V120H120V118H122V119H124V121L126 122V123H123L122 122V124L123 125H131L130 124V122H131V120H133L134 121V119H137V118H135V114L137 113V111L139 110L138 109V105H139V102L141 103V101H138V98H139V96H140V84H139V81H138V79H137ZM141 77H142V75H141ZM187 77V76H186ZM64 78V77H63ZM80 78V77H79ZM119 78V77H118ZM123 78V77H122ZM162 78V77H161ZM176 78H178V77H176ZM198 78V77H197ZM49 79V78H48ZM48 79H46V80H48ZM51 79V78H50ZM49 79V80H50ZM52 79H54V78H52ZM82 79V78H81ZM110 79V78H109ZM125 79V78H124ZM143 79V78H142ZM167 79V78H166ZM174 79H175V77H174ZM181 79V78H180ZM200 79V78H199ZM54 80H56V79H54ZM53 80V81H54ZM64 80V79H63ZM127 80V79H126ZM183 80V79H182ZM186 80V79H185ZM190 80V79H189ZM52 81V80H51ZM57 81V80H56ZM55 81V82H56ZM109 81V80H108ZM144 81V80H143ZM63 82V81H62ZM82 82H83V80H82ZM82 82H80V83H82ZM111 82V81H110ZM109 82V84H112V83H110ZM120 79L119 80H117V83L119 84V85H121L120 84ZM142 82V81H141ZM151 82L153 83H156L157 85H158V87L161 89V90H163L164 92L166 91L165 90V87L164 86H162L161 84H162V80H155L154 79V77L151 79ZM165 82V81H164ZM173 82V81H172ZM185 82V81H184ZM190 82V81H189ZM52 83V82H51ZM58 83V82H57ZM180 83V82H179ZM197 83V82H196ZM203 83V82H202ZM209 83V82H208ZM211 83V82H210ZM85 84H86V82H85ZM115 84V83H114ZM217 84V83H216ZM127 85V86H126ZM240 86L239 87H237V85H236V89H235V91H234V94H236V99H241L239 102L242 104L243 102H241L242 101V99H248L249 101H250V99H249V97H252L249 93H248V89L251 91V89L252 88H249V86H246V87H244L245 85H246V83L243 85V82L242 83H240L239 84ZM77 86V85H76ZM88 86H89V84H88ZM115 86V85H114ZM117 86V85H116ZM175 86V85H174ZM194 86V85H193ZM204 86V85H203ZM214 86V85H213ZM84 87V86H83ZM173 87V86H172ZM199 87V86H198ZM247 87H248V89H247ZM89 88V87H88ZM166 88H168V86L166 87ZM203 88V87H202ZM211 88V87H210ZM245 88H246V90H245ZM54 89V88H53ZM52 89V90H53ZM80 89V88H79ZM82 89V88H81ZM119 89V88H118ZM201 89V88H200ZM234 89V88H233ZM89 90V89H88ZM121 90H125V89H121ZM204 90V89H203ZM78 91V90H77ZM82 91H85L84 89L82 90ZM150 91V90H149ZM172 91V90H171ZM200 92H202V90H199ZM198 91V92H199ZM212 91V90H211ZM249 91V92H250ZM79 92V91H78ZM88 92V91H87ZM123 92H125V91H123ZM154 92V91H153ZM157 91H155V94H156V96H160V94H161V96H163L162 95V93H156ZM163 92V93H164ZM170 92V91H169ZM183 92V91H182ZM185 92V91H184ZM197 92V93H198ZM204 92V91H203ZM206 92V91H205ZM214 92H217V91H214ZM53 93V92H52ZM121 93H122V91H121ZM126 93V92H125ZM178 93V92H177ZM196 93V92H195ZM79 94V93H78ZM142 94V93H141ZM169 94V93H168ZM189 94V93H188ZM199 94V93H198ZM198 94H197V96H198ZM203 94V93H202ZM201 94V95H202ZM214 94H216V93H214ZM219 94V93H218ZM77 95V94H76ZM118 95H120V94H118ZM122 95V94H121ZM154 95V94H153ZM181 95V94H180ZM55 96V95H54ZM53 96V97H54ZM84 96V94L82 95V97ZM85 96H87V95H85ZM145 96V95H144ZM151 96V95H150ZM156 96H155V98H156ZM166 96V95H165ZM171 96V95H170ZM169 96V97H170ZM178 96V95H177ZM195 96H196V94H195ZM200 96V95H199ZM222 96H224V95H222ZM106 97H104V98H106ZM180 97V96H179ZM184 97V96H183ZM193 97V96H192ZM207 97V96H206ZM219 97V96H218ZM226 97V96H225ZM52 98V97H51ZM87 98V97H86ZM161 97H159V99H160ZM173 98H174V96H173ZM178 98V97H177ZM194 98V97H193ZM198 98V97H197ZM200 98V97H199ZM253 98V97H252ZM81 99H83V98H81ZM89 99V98H88ZM107 99V98H106ZM149 99V98H148ZM158 99V98H157ZM158 99V100H159ZM162 99H164V97L162 98ZM167 99H172L171 97L170 98H167ZM204 99V98H203ZM210 99V98H209ZM213 99V98H212ZM219 99V98H218ZM222 99H225V98H223L222 97ZM221 99V100H222ZM236 99H235V101H236ZM109 100V99H108ZM185 100V99H184ZM207 100V99H206ZM107 101V100H106ZM156 101V100H155ZM163 101H165V99L163 100ZM174 101V100H173ZM226 101V100H225ZM248 101V102H249ZM61 102H63V104H65V103H67V102H64V101H61ZM82 102V101H81ZM158 102V101H157ZM206 102V101H205ZM58 103V102H57ZM79 103V102H78ZM153 102H151V106L153 105L152 104ZM160 103H163V102H160ZM164 103H166V102H164ZM221 103V102H220ZM223 103V102H222ZM240 103H238V104H240ZM247 103V101L245 102V104ZM251 103H252V100H251ZM58 104H60V103H58ZM145 104V103H144ZM157 104V103H156ZM173 104H175L174 102H173ZM204 104V103H203ZM240 104V106H242ZM245 104L243 103V105L245 106ZM248 104V103H247ZM247 104H246V106H247ZM85 105V104H84ZM113 105V106H112ZM149 105H150V103H149ZM163 106H164V104H162ZM202 105V104H201ZM223 105H224V103H223ZM252 105V104H251ZM65 106H66V104H65ZM68 106V105H67ZM66 106V107H67ZM82 106V105H81ZM87 106H88V104H87ZM172 105H170L169 106V108L171 107ZM207 106V105H206ZM257 106H258V104L256 105V107L255 108H257ZM260 107H261V104L259 105ZM262 106H264L263 104H262ZM56 107H57V105H56ZM70 107V106H69ZM142 107V106H141ZM166 107H168V106H166ZM173 107V106H172ZM60 108V107H59ZM64 108V107H63ZM180 108V107H179ZM242 108H243V106H242ZM249 108H250V106H249ZM264 108V107H263ZM109 109H111L112 111H110ZM144 109V108H143ZM142 109V110H143ZM151 109V110H150ZM161 109H162V107H161ZM181 109V108H180ZM251 109H253V108H251ZM260 109V108H259ZM262 109V108H261ZM41 110V111H40ZM153 110V111H152ZM81 111V110H80ZM110 111V112H109ZM140 111V110H139ZM216 111V110H215ZM256 112H259V111H257V110H255ZM254 111V112H255ZM261 111V113L262 112H264V111H262V110H260ZM216 112H218V111H216ZM215 112V113H216ZM220 112V111H219ZM225 112V111H224ZM228 112V111H227ZM254 112H251V113H254ZM213 113V112H212ZM232 113V112H231ZM241 113V112H240ZM172 114H174V115H172ZM220 114V113H219ZM226 114V113H225ZM234 114V116H235V118H236V115H235V113H232L231 115H233ZM237 114V113H236ZM257 114V113H256ZM263 115V118H264V113H262ZM137 115H139V114H137ZM238 115V114H237ZM216 116V115H215ZM222 116V115H221ZM240 116V117H241ZM258 116H259V114H258ZM173 117L174 118H176L178 121V124H180V126L181 125H183V126H185V127H187V128H189L190 130H191V132H190V130L188 129L187 130V128L185 129V130H187V132L189 133H187L188 135H189V137L191 138L192 136L194 137V140H193V145H195V142H196V147L197 148H193V149H195V152H193L192 150L190 151L189 150V148L188 147H186V145H184V142H182L181 141V139L179 138V136L181 135H179L178 133H175L174 132V128L172 129V127H171V125L169 124L170 122H169V119H173ZM214 117V116H213ZM217 117V116H216ZM215 117V118H216ZM219 117V116H218ZM239 116H237V118H238ZM260 117H261V115H260ZM50 118V117H49ZM223 118H224V116H223ZM222 118V119H223ZM228 118H229V115H228ZM232 118H233V116H232ZM102 119V118H101ZM203 119H206V120H203ZM211 119V118H210ZM218 119V118H217ZM226 120H227V115H226V118H225ZM261 119H262V117H261ZM261 119L258 121V122H260L261 121ZM138 120H139V118H138ZM141 120V119H140ZM139 120V121H140ZM190 120H194V121H198L197 123L196 122H194V121H190ZM233 121H234V119H232ZM231 120V121H232ZM122 121V120H121ZM121 121H120V123H121ZM137 121V120H136ZM211 121V120H210ZM221 121V120H220ZM238 121V120H237ZM236 121V122H237ZM239 121H242L243 122V120H241V118H240V120ZM209 122V123H208ZM218 122V121H217ZM229 122V121H228ZM228 122H227V124H228ZM236 122H234V123H236ZM108 123H110V125L108 126ZM173 123V122H172ZM176 123V122H175ZM243 123V124H244ZM264 122H261L260 124H263ZM107 124V125H106ZM122 124H120V125H122ZM229 124H233V123H229ZM245 124V125H246ZM258 124V123H257ZM125 125V126H126ZM173 125H174V123H173ZM237 125H240V127H242V123L241 124H239V122H238V124L236 123V125L235 126H237ZM101 126H102V124H101ZM125 126H121V127H125ZM133 126V125H132ZM175 127H176V125H174ZM183 126H181V129H182V131H184V127ZM233 126H234V124H233ZM232 125L230 126V128L231 127H233ZM244 126V125H243ZM262 126V125H261ZM112 127H110L111 129H112V131H114V128H112ZM116 127H118V130H116V131H119L120 130V128H119V126H116ZM51 128H52V130H51ZM109 128V129H110ZM127 129H128V127H126ZM177 129H178V127H176ZM229 128V132H230V129ZM243 128V127H242ZM117 129V128H116ZM124 129V128H123ZM244 129H245V127H244ZM125 130V129H124ZM123 130V131H124ZM132 130V129H131ZM179 130V129H178ZM62 131V132H61ZM63 131L64 130H60V132H61V134H59V135H61L62 136V133H63ZM129 131V130H128ZM125 132V133H129V132ZM58 132V131H57ZM59 133V132H58ZM118 133H120V134H118V135H121L122 134V137H123V134L124 133H122V131L120 130V132H118ZM192 134V136H191V134ZM88 134H90V133H88ZM100 134H102V132L100 133ZM177 134H178V136H177ZM58 135V134H57ZM56 135V136H57ZM91 135V134H90ZM65 136V135H64ZM63 136V137H64ZM88 136V135H87ZM126 136V135H125ZM89 137V136H88ZM93 137V136H92ZM118 137V136H117ZM193 137H192V139H193ZM263 137H264V135H263ZM66 138V137H65ZM85 138H86V136H85ZM90 138H91V136H90ZM90 138H88L89 140H90ZM95 138V137H94ZM112 138H113V140H112ZM118 138H121V136L120 137H118ZM123 138H125V137H123ZM127 138H129L128 136H127ZM190 138L188 139V140H190ZM258 138V139H259ZM58 139V138H57ZM99 139V138H98ZM101 139V138H100ZM115 139H116V137H115ZM122 139V138H121ZM257 139V140H258ZM264 139V138H263ZM65 139H63V141H64ZM120 140V139H119ZM118 140V141H119ZM123 140V139H122ZM125 140V139H124ZM156 140H158L159 142V144H155L157 141ZM187 140V139H186ZM249 140V141H250ZM257 140H255V141H257ZM84 141V140H83ZM92 141L93 140H91L90 141V143L92 144ZM97 141V140H96ZM96 141L94 140L93 142H95V146H96ZM101 141V140H100ZM116 141V140H115ZM156 141V142H155ZM260 141V140H259ZM258 141V142H259ZM263 141V140H262ZM87 142V141H86ZM120 143H121V141H119ZM155 142V143H154ZM251 142H248V143H251ZM257 142V143H258ZM261 142V141H260ZM57 143V142H56ZM60 143V142H59ZM61 143H63L62 141H61ZM60 143V144H61ZM102 143V142H101ZM115 143V142H114ZM113 143V144H114ZM123 143V142H122ZM186 143H187V141H186ZM192 143V142H191ZM191 143H190V145H191ZM240 143H242V145H245L246 147H248V148H246V150L247 149H251V151H245V149L243 150V149H240L239 148V144ZM251 143V144H252ZM262 143H264V142H262ZM262 143H259L258 144V146H261L262 145ZM83 144V143H82ZM109 144H111V143H109ZM108 143H107V145H109ZM112 144V145H113ZM188 144V143H187ZM58 145V144H57ZM84 145L85 146H87L88 145V143H87V145L84 143ZM97 145H98V142H97ZM121 145V144H120ZM120 145H118V147L120 146ZM189 145V144H188ZM187 145V146H188ZM192 145V146H193ZM254 145V143L252 144V146ZM255 145H257V144H255ZM82 146V145H81ZM80 146V147H81ZM89 146V145H88ZM87 146V147H88ZM95 146H94V148L93 149H95ZM115 147H116V144L114 145ZM192 146H189L190 148L192 147ZM244 146V147H245ZM264 146V145H263ZM90 147H91V145H90ZM100 147V146H99ZM112 147V149H113V146H111ZM110 147V148H111ZM152 148L153 149V151H150V155H147L148 153V151H146V156H148V157H146L145 158V156H144V154H143V156H144V160L142 161L143 163L141 164V162H139V161H141V160H139V158H138V156H137V154H136V152L138 151H141L142 150V152H143V150H144V152L143 153H145V150L147 149V148ZM82 148V147H81ZM89 148V147H88ZM102 148H104V147H102V145H101V149ZM239 148V149H238ZM255 148H256V146H255ZM264 148V147H263ZM262 148V149H263ZM57 149V148H56ZM65 149V148H64ZM97 149V148H96ZM105 149V148H104ZM108 149V148H107ZM196 149L198 150V152H199V156L197 157V155H195L196 154ZM256 149H258V148H256ZM259 149H261L260 147H259ZM61 150V149H60ZM82 150H85L84 148L82 149ZM90 150V148L87 150V152ZM109 150V149H108ZM58 151V150H57ZM62 151V150H61ZM105 151V150H104ZM113 151V150H112ZM221 151L223 152V156L225 157V159L224 160H220L219 158H218V155L221 153ZM26 152H27V154H26ZM84 152V155H85V151H83ZM111 152V151H110ZM108 153V154H111V153ZM194 154H193V153ZM81 153V152H80ZM89 153V152H88ZM98 153V152H97ZM113 153V152H112ZM77 154V153H76ZM82 154V153H81ZM114 154V153H113ZM138 154H140V152L138 153ZM126 154H123V157L125 156ZM22 156H28V158L30 157V161H31V164L33 163V165L36 167L37 165L39 166H41L42 167V172L39 174V175H41L40 176V178H32V180L30 179V178H27V177H31V175H29V176H27L28 174H25L26 176H24L23 174V171H24V168L26 169V165H28V162L27 161H24V162H26V164L24 165V164H21V157ZM99 156V155H98ZM121 156V155H120ZM140 156V155H139ZM80 157V156H79ZM86 157V156H85ZM126 157V156H125ZM141 157V156H140ZM60 158V157H59ZM78 158V157H77ZM84 158V157H83ZM94 158H97V156L95 155V157H94V155L92 156V155H88L87 156V158L84 160L85 162H82L83 163V165L82 166H79L80 168L78 169V167H77V170L79 171V172H82V175L83 174H85L86 176L90 173V170L94 167V168H98L100 165L102 166V162L101 161H99V162H101V164H99L98 163V159L97 160H95ZM100 158H101V156H100ZM108 158V157H107ZM118 158V157H117ZM142 158V157H141ZM82 159V158H81ZM102 159V158H101ZM105 159V158H104ZM111 159V158H110ZM125 159V158H124ZM203 159H205V160H209L210 161V163H211V161H212V164H211V169L214 171H210L207 167H206V165L203 163ZM117 160V159H116ZM132 160H133V166H132ZM139 160V161H138ZM59 161V160H58ZM64 161V160H63ZM106 161V160H105ZM112 161V160H111ZM126 161L124 160V162L126 163ZM23 162V163H24ZM107 162V161H106ZM124 162H123V159L122 158H119V160H117L116 162H115V164L114 163H112V165H110L109 164V166H110V171H115V172H118L119 174H121V172H124L123 171V167H121V166H123V164H124ZM59 163V162H58ZM111 163V162H110ZM207 164L209 163V162H206ZM209 163V164H210ZM29 164H30V162H29ZM30 164V165H31ZM147 164V165H148ZM208 164V165H209ZM79 165V164H78ZM127 165V164H126ZM126 165L124 164V166L126 167ZM137 165V164H136ZM9 166H12V168H16V169H18V173L16 172L15 173V171L13 172V171H11L12 169L9 167ZM25 166V167H24ZM37 166V167H38ZM39 166V167H40ZM143 166V165H142ZM141 166V167H142ZM7 167V168H6ZM28 167H29V165H28ZM34 168L32 165L30 166V168ZM40 167V168H41ZM65 167V166H64ZM147 167V166H146ZM209 167H210V165H209ZM142 168H144V166L142 167ZM141 168V169H142ZM9 169V170H8ZM11 169V170H10ZM101 169V168H100ZM145 169V168H144ZM142 170L143 171V173H144V171L145 170ZM259 169H263V170H261V173L259 174V173H257L256 172V170H259ZM14 170V169H13ZM29 170V168L27 169V170H25V171H27V172H29L28 171ZM103 170V169H102ZM105 170H106V168H105ZM30 171H31V169H30ZM37 171V170H36ZM78 171L76 172V170H75V172H76V174H78ZM147 171H149V170H147ZM39 172V171H38ZM104 172V171H103ZM114 172V173H115ZM153 172H152V174H153ZM258 172H260V170L258 171ZM23 173V174H22ZM31 173H33L32 171H31ZM94 173L95 174H97L98 172H95L94 171ZM114 173H111V174H113L114 175ZM141 173V172H140ZM146 173H148V172H146ZM150 173H151V171H150ZM231 173V174H230ZM34 174V173H33ZM73 174V173H72ZM91 174H92V172H91ZM103 174V173H102ZM126 174V173H125ZM80 175V174H79ZM94 175V174H93ZM104 175V174H103ZM117 175V174H116ZM128 176H126L127 178V181L129 182V183H131V184H129V186L130 187H132V188H130L128 191H130L132 194H133V192H134V190L137 188V184H139L138 183V181H137V183L136 182H133L134 180H133V177H131V178H128V177H130L129 176V174H127ZM140 175V174H139ZM144 175V174H143ZM253 175H255L256 177L258 176V178H253ZM73 176V175H72ZM74 176H75V173H74ZM84 176V175H83ZM101 176V175H100ZM118 176V175H117ZM117 176H116V178H115V180H117L118 178H117ZM120 176V175H119ZM118 176V177H119ZM122 176V175H121ZM146 176H149L148 174L146 175L145 174V177ZM33 177V176H32ZM79 178L81 177V176H78ZM77 177V178H78ZM95 177V176H94ZM113 177V176H112ZM115 177V176H114ZM139 177V176H138ZM84 178V177H83ZM120 178V177H119ZM125 178V177H124ZM149 178V177H148ZM253 178V179H252ZM34 179V180H33ZM82 179V178H81ZM121 179V178H120ZM122 179H123V176H122ZM130 179V180H129ZM135 179H137L136 177H135ZM256 179V180H255ZM78 180V179H77ZM83 180V179H82ZM99 180V179H98ZM97 180V181H98ZM119 180V179H118ZM144 180V179H143ZM149 180H151V178L149 179ZM248 180L250 181L251 180V182H248ZM5 181H9L8 183L10 184V186L13 188L12 190H14V192H11L10 191V187H8L7 185H8V183L6 182V186L8 187V189H7V187L5 186ZM74 181H75V179H74ZM79 181V180H78ZM78 181L77 182H75V183H78ZM123 181V180H122ZM142 181V180H141ZM246 181L248 182V184H253V186H255V187H253V189H255V190H251V187H248V188H245V190L242 192V191H233L232 192V190H229V188L230 189H235L236 188V186L238 185V184H240V183H246ZM109 182H111V181H109ZM145 182V181H144ZM148 182V181H147ZM240 182V183H239ZM94 183V182H93ZM112 183H114L113 182V180H112ZM111 183V184H112ZM125 183V187H126V183L127 182H124ZM135 183V184H134ZM153 183V182H152ZM157 183V182H156ZM95 184V183H94ZM98 184V183H97ZM105 184V183H104ZM114 184H116L117 185V182L115 181V183ZM113 184V185H114ZM127 184V185H128ZM150 184H151V182H150ZM96 185V184H95ZM115 185V186H116ZM120 185H122V183L120 184ZM149 185V184H148ZM158 185H159V183H158ZM243 185V184H242ZM78 186V185H77ZM80 186V185H79ZM83 186V185H82ZM114 186V187H115ZM124 186H123V188H124ZM128 186V187H129ZM161 186V187H162ZM84 187V186H83ZM83 187H81V188H83ZM92 187V186H91ZM95 187V186H94ZM93 187V188H94ZM106 187V186H105ZM114 187H112V186H110V189H111V194H112V196H114V199L113 198H111V200H112V202H113V200H115L116 199V195H115V188ZM117 187H119V189H120V186H117ZM150 186H148V188H149ZM156 185L154 186V189H155V191H156ZM160 187V186H159ZM78 188H80V187H78ZM97 188H99V187H97V185H96V187H95V189L97 190ZM102 188V187H101ZM107 188V187H106ZM145 188H147V187H145ZM145 188H143V189H145ZM243 188V187H242ZM89 189V188H88ZM87 189V190H88ZM118 189V191L116 192L117 194H119L121 191H122V189H120L119 190ZM159 189H161V188H159ZM159 189H158V196L159 195H163L162 194V189H161V193L159 192ZM16 190V191H15ZM79 190V189H78ZM81 190V189H80ZM95 190V191H96ZM99 190H101V189H99ZM125 190V189H124ZM147 190V189H146ZM150 190V189H149ZM153 190V189H152ZM151 190V191H152ZM249 190H251V191H249ZM106 191V190H105ZM127 190H125L124 192L125 193H127L126 192ZM155 191H153L154 193H155ZM84 192H86V191H84ZM89 192V191H88ZM119 192V193H118ZM232 192V193H231ZM20 193H22L21 195L23 196V195H25L24 193H26V194H28V198L26 199L25 198V200H29L28 201V203L27 204H29V206H27V205H25V204H23V201H21V200H24V199H21L20 197H21V195H19ZM80 193H81V191H80ZM90 193V192H89ZM94 193V192H93ZM97 193V191L95 192V195H96V197H97V201H98V198L101 200L102 199V197H104V196H101V195H103V193L104 194H106L105 192H100L99 191V195L98 194H96ZM100 193H102V194H100ZM82 195H83V193H81ZM123 194V193H122ZM137 194V193H136ZM153 194V193H152ZM156 194V193H155ZM194 196H193V195ZM81 195V196H82ZM86 195L87 194H85V197H86ZM107 195V194H106ZM125 195V194H124ZM124 195H122L123 197H124ZM130 195V194H129ZM145 195V194H144ZM190 195H192L193 196V198H191L190 197ZM30 196H32V197H30ZM135 196V195H134ZM95 197V196H94ZM108 197V196H107ZM111 197V196H110ZM118 197H120V195H118ZM122 197V198H123ZM125 197H127V196H125ZM130 197V196H129ZM31 198V199H30ZM105 198V197H104ZM138 199H140L139 198V196L137 197ZM143 198V197H142ZM154 198V197H153ZM85 199V198H84ZM95 199V198H94ZM110 199V198H109ZM108 199V200H109ZM124 199V198H123ZM126 199V198H125ZM128 199V198H127ZM130 199L131 198H129V201H128V204L130 203ZM134 199V198H133ZM259 199V198H258ZM117 200V199H116ZM119 200H121L120 198H119ZM144 200V198L143 199H140V201H143ZM152 200V199H151ZM163 200V199H162ZM84 201V200H83ZM91 201H93V198H91ZM118 201V200H117ZM123 200H121V202H122ZM131 201H132V199H131ZM137 201V200H136ZM145 201H147V200H144V202ZM149 201V200H148ZM157 201V200H156ZM261 200H259L258 202H260ZM4 202V203H3ZM90 202V201H89ZM100 202V201H99ZM104 202H105V200H104ZM103 202V203H104ZM119 202V201H118ZM126 201H124V203H125ZM153 202H154V200H153ZM26 203V202H25ZM91 203V202H90ZM123 203V204H124ZM141 203V202H140ZM155 203V202H154ZM162 203H163V201H162ZM263 202H261V204H262ZM96 204H98V203H96ZM108 204L110 205V200H109V202H108ZM112 204V203H111ZM121 203H119L118 205H120ZM128 204H126V205H128ZM139 204V203H138ZM137 204V205H138ZM142 204H144L143 202H142ZM142 204H141V206H142ZM148 204V203H147ZM150 204V203H149ZM259 204V203H258ZM260 204V205H261ZM264 204V203H263ZM98 205H100V204H98ZM105 205V204H104ZM118 205H117V207H118ZM122 205V204H121ZM134 205V204H133ZM137 205H135V207H137ZM145 205V204H144ZM97 206V205H96ZM101 206V205H100ZM107 206V205H106ZM123 206V205H122ZM131 206V205H130ZM129 205L127 206V207H130ZM149 206V205H148ZM147 205H146V207H148ZM241 206V205H240ZM239 206V207H240ZM256 206H258V205H256V203H255V207ZM93 207V208H92ZM103 207H105V206H103ZM116 207V208H117ZM125 207V206H124ZM131 207H133V206H131ZM140 207V206H139ZM138 207V208H139ZM143 207V206H142ZM150 207V206H149ZM242 207V206H241ZM241 207H240V209H241ZM250 207V206H249ZM254 207V208H255ZM262 207H263V205H262ZM107 208V207H106ZM115 208V207H114ZM115 208V209H116ZM122 208V207H121ZM121 208H119V209H121ZM151 208V207H150ZM234 208H235V210H234ZM252 208V207H251ZM108 209H109V207H108ZM118 209V212L120 211ZM124 209H127V208H124ZM129 209V208H128ZM134 209V208H133ZM135 209H137V208H135ZM143 209V208H142ZM172 209H173V212H170V211H172ZM243 209V208H242ZM245 209V208H244ZM257 209H258V207H257ZM259 209H262V208H259ZM89 210H90V212H89ZM99 211L101 210V208L100 209H98ZM104 210H105V208H104ZM114 210V209H113ZM123 210V209H122ZM130 210V209H129ZM131 210H132V208H131ZM130 210V211H131ZM139 212H141L142 213V211H140V208L139 209H137ZM151 210H153V209H151ZM254 210V209H253ZM98 211V212H99ZM103 210H101V212H102ZM112 211V210H111ZM116 211V210H115ZM130 211H128V210H126V212H130ZM145 210H143V212H144ZM243 211H245V210H243ZM255 211V210H254ZM260 211V210H259ZM97 212V211H96ZM118 212H116L117 214H118ZM121 212H123V211H121ZM126 212H123V213H126ZM147 211H145V213H146ZM241 212V211H240ZM105 213H107V210H106V212H104V215H102V216H105ZM115 213V214H116ZM120 213V212H119ZM122 213V214H123ZM134 213L135 212H133V215H134ZM136 213H138V212H136ZM144 213V214H145ZM241 213H243V212H241ZM258 214L260 213V212H257ZM90 214V215H89ZM108 214V213H107ZM106 214V215H107ZM127 214V213H126ZM139 214V213H138ZM138 214H137V216H138ZM161 216H160V215ZM245 214V213H244ZM243 214V215H244ZM246 214H247V211H246ZM253 214H254V212H253ZM252 214V215H253ZM130 213H129V215H126V217L127 216H129V218H130ZM140 215V214H139ZM142 215H143V213H142ZM192 215L193 216H196L197 217V219H195V217L193 218L192 217ZM249 215V214H248ZM60 216V218H58ZM96 216V215H95ZM98 216H99V214H98ZM107 216H109L108 218L109 219H111L110 218V215H107ZM107 216L105 217V218H107ZM119 216V215H118ZM124 216V215H123ZM247 216V215H246ZM94 217V216H93ZM97 217V216H96ZM122 217V216H121ZM135 218H137L136 217V215L134 216ZM139 217V216H138ZM229 217V216H228ZM95 218V217H94ZM208 218H212L214 221V224L212 223V220L211 219H209V221H207V219ZM226 218V217H225ZM225 218H223V219H225ZM239 218V219H238ZM108 219V220H109ZM115 219V218H114ZM119 219V218H118ZM117 219V220H118ZM132 219V218H131ZM163 219V220H164ZM165 219V220H166ZM241 219H243V218H241ZM107 220V219H106ZM142 219H140V221H141ZM211 220V221H210ZM250 220V219H249ZM104 221V220H103ZM112 222L114 221V220H111ZM138 221V220H137ZM143 221V223L145 224V221H144V219L142 220ZM141 221V222H142ZM170 221V220H169ZM172 221V220H171ZM223 221V220H222ZM226 222H228L227 221V218H226V220H225ZM224 221V222H225ZM109 222V221H108ZM107 222V223H108ZM119 222V221H118ZM163 221H161V223H162ZM256 222V221H255ZM61 223L63 224V223H65L64 224V226H62L61 225ZM103 223V222H102ZM106 223V222H105ZM106 223V224H107ZM195 223H198L197 225L195 224ZM212 223V224H211ZM229 223V222H228ZM95 224V223H94ZM97 224V223H96ZM113 224H114V222H113ZM116 224V223H115ZM137 225L138 224H140V223H136ZM144 224H142V225H144ZM146 224V225H147ZM173 224V223H172ZM195 224V225H194ZM208 224H211L212 226L211 227H209L208 226ZM225 224V223H224ZM141 225V226H142ZM151 225V226H152ZM109 226H110V229L108 228L107 230H106V233H105V236L106 237H109L110 235H108V232H110V231H114V230H116V232H118L117 230L118 229H114L113 227H111V225H110V223H109ZM141 226H137L139 229L140 228H142ZM150 226V227H151ZM98 227V226H97ZM136 227V228H137ZM143 227H145L146 228V226L144 225ZM153 227V226H152ZM159 227H160V225H159ZM162 227H163V225H162ZM49 228H51V231L53 230V231H55L56 232V234L58 235V237H56V235H55V232L53 233V231H52V233L50 234L51 235V239H48L50 236H48V240H49V242H50V240H51V243L48 245V246H46V248H45V252L41 249V248H43V245H41V247H40V251H38L37 252V250H36V248H35V251H36V253H34V254H29V255H31V260H27L28 259V257H29V259H30V256H26L27 254H28V251H29V248L31 247L30 245H31V243H33V242H36V241H34V240H36L38 237H40V236H43L45 233H47V232H49L48 231V229ZM116 228V227H115ZM145 228H142V229H145ZM156 228V227H155ZM227 228L229 229V227H228V225H227ZM233 228V227H232ZM141 229V230H142ZM152 229H154V228H152ZM157 229V228H156ZM160 229H161V227H160ZM160 229H157L158 231H161ZM170 229H169V231H170ZM223 229H225V228H223ZM138 230V229H137ZM147 230V229H146ZM146 230H143V231H146ZM148 230H150V229H148ZM258 230V229H257ZM263 230H264V228H263ZM47 231V232H46ZM68 231H70V232H74V231H76L77 232V234H76V237H74L75 235H71L70 236V234L68 233ZM156 231V230H155ZM158 231H157V233L156 234H158ZM174 231V232H175ZM262 231V230H261ZM149 231H147V233H148ZM152 232V231H151ZM218 232H220L221 233V231H219L218 230ZM223 232V231H222ZM225 232V231H224ZM227 232V231H226ZM252 232V231H251ZM256 232V231H255ZM111 233V232H110ZM141 232L139 231V234H140ZM143 234H144V232H142ZM153 234H151V233H149L150 235H153V237H155L154 236V232H152ZM71 234H73V233H71ZM112 234H114V233H112ZM117 234V233H116ZM116 234L115 235H113L112 237H114V236H116ZM119 234H121V235H119ZM142 234V235H143ZM169 234H171V235H169ZM216 234V233H215ZM258 234V233H257ZM55 235V236H54ZM144 235H146V234H144ZM148 235V234H147ZM145 236V237H148V236ZM179 235V236H178ZM214 235V234H213ZM217 235V234H216ZM220 235V234H219ZM222 235V234H221ZM221 235H220V237H221ZM226 235H222V237H225ZM72 236L74 237V238H76V239H74V238H72ZM139 236V235H138ZM137 236V237H138ZM257 236V235H256ZM261 236V235H260ZM33 237V239H30V238H32ZM46 237V236H45ZM140 237V236H139ZM151 237V236H150ZM150 237H148V238H150ZM156 237V238H157ZM220 237H218L219 238V240L221 239ZM255 237V236H254ZM254 237H251V241H252V238H254ZM258 237V236H257ZM118 239H120V237H117ZM116 238V239H117ZM141 238H142V236H141ZM156 238H153V239H156ZM40 239V238H39ZM42 239V238H41ZM43 239H46V238H43ZM74 239V240H73ZM86 239H85V241H86ZM115 239V240H116ZM122 239V238H121ZM137 239V238H136ZM143 239H145L144 238V236H143ZM151 239V238H150ZM152 239V240H153ZM213 239V238H212ZM223 239V238H222ZM235 239L237 240V241H235ZM260 239H262V238H260ZM260 239H259V241L258 242H261L260 241ZM79 240H81V239H79ZM138 240H140V239H138ZM258 240V239H257ZM256 240V241H257ZM263 240V239H262ZM37 241H38V239H37ZM228 241H230V240H228ZM227 241V242H228ZM244 241V242H245ZM250 241V242H251ZM44 243L45 242V240L43 241V240H41L40 241V243ZM47 242V241H46ZM45 242V243H46ZM83 242H84V240H83ZM116 242H117V240H116ZM227 242H225V243H227ZM231 242H233V241H231ZM233 242V243H234ZM243 242V243H244ZM255 241L253 240V242H252V244L254 243ZM257 242V243H258ZM132 243V244H131ZM233 243H232V245H233ZM256 243V242H255ZM254 243V244H255ZM34 244V243H33ZM37 244H39V243H37ZM36 244V245H37ZM227 244H230V242L229 243H227ZM227 244H225L226 246H227ZM240 244V243H239ZM251 244V243H250ZM251 244V245H252ZM253 244V247H256V245H254ZM259 244L260 243H258L257 245L259 246ZM63 245H65V246H63ZM105 245V244H104ZM107 245V244H106ZM109 245V244H108ZM107 245V246H108ZM224 247H225V245H224V243L222 244ZM238 245V244H237ZM237 245L235 246V248H237ZM241 245H244V247L246 246L245 244H241ZM34 246V245H33ZM67 246V248L69 249V250H67L66 248L64 249V247H66ZM106 246V247H107ZM228 246H231V244L230 245H228ZM228 246H227V248L226 249H228ZM234 246V245H233ZM109 247V246H108ZM166 250V252H164V249ZM194 248V250H192V248ZM222 247V246H221ZM244 247H243V249H244ZM174 248H176V249H174ZM184 248V247H183ZM231 247H229V249H230ZM233 248V247H232ZM232 248H231V250H232ZM235 248H234V250H235ZM240 248V245L238 246V249ZM246 249H247V247H245ZM252 248V247H251ZM264 248V247H263ZM32 249V248H31ZM33 249H34V247H33ZM32 249V251H34ZM102 248H100L99 247V251L98 250H94L95 251V253H96V251L101 255V257H102V254L100 253L102 250H101ZM225 249V250H226ZM237 249V250H238ZM241 249L242 248H240L239 249V251H241ZM248 249H250V247L248 248ZM253 249H255V248H253ZM258 249V248H257ZM38 250H39V247H38ZM103 250H105L104 248H103ZM180 250H181V248H180ZM261 250H262V248H261ZM34 251V252H35ZM91 251V252H90ZM94 251H93V253H94ZM176 251H178V250H176ZM183 251H184V249H183ZM223 251H224V249H223ZM230 251V250H229ZM246 251H248V250H245V251H241V252H246ZM252 251L253 250H251V251H248V252H246V253H249V252H251L252 253ZM256 251V250H255ZM104 252V251H103ZM106 252H109V251H106ZM163 252V253H162ZM169 250H168V253L167 254H165V255H169ZM224 252H227L228 253V256H230V254H229V252L226 250V251H224ZM233 252V251H232ZM231 252V253H232ZM237 251H235V252H233V253H236ZM257 253H258V250L256 251ZM263 252V250L261 251V253ZM32 253V252H31ZM92 253V254H93ZM105 253V252H104ZM171 253V252H170ZM238 253V252H237ZM256 253V254H257ZM178 254V255H179ZM238 254H240V252L238 253ZM237 254V255H238ZM262 254H264V253H262ZM100 255H99V257H100ZM164 255V254H163ZM225 255V254H224ZM237 255H235L234 254V256H237ZM241 255V254H240ZM247 255V254H246ZM258 255H260L259 253H258ZM97 256V255H96ZM226 256H227V254H226ZM231 256H233L232 254H231ZM242 256V255H241ZM245 256V255H244ZM254 256V255H253ZM252 255H251V258L252 259H249L250 257L249 256H245V259L243 260L242 259V261H243V263L242 264H264V255L262 256V259L261 260H258V259H260V258H258V259H255L254 257L256 256H254L253 257ZM260 256V257H261ZM33 257H35V258H33ZM89 257H91V256H89ZM93 257H95V255L93 256ZM149 257V259H154V257H151L150 258ZM167 257V256H166ZM165 257V259H163V261L165 260H167L168 258H170V257H168V258H166ZM175 257V258H174ZM178 257V256H177ZM178 257V258H179ZM239 257V256H238ZM237 257V258H238ZM246 257H248V259L246 258ZM257 257V256H256ZM163 258V257H162ZM161 258V259H162ZM227 258H230V257H227ZM241 258L242 257H240V260H239V258L238 259H236V260H238V261H240L241 262ZM254 258V259H253ZM98 259V260H97ZM151 259V260H152ZM160 259V260H161ZM171 259V258H170ZM170 259H168L169 261H170ZM231 259V261H232V258H230ZM159 260V261H160ZM147 261V260H146ZM149 261V262H148ZM147 262L150 264V260H148ZM169 261H166L165 263H167L168 264V262ZM172 261V260H171ZM171 261L169 262L170 264H172L171 263ZM154 261H152V263H153ZM146 263V262H145ZM155 263H156V261H155ZM163 263V262H162ZM158 264V263H157ZM231 264V263H230Z\"/></svg>","mask_w":264,"mask_h":264}]
</instances>
